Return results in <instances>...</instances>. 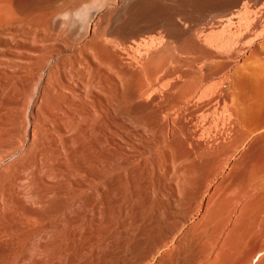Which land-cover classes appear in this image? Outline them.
Listing matches in <instances>:
<instances>
[{
    "label": "bare ground",
    "instance_id": "obj_1",
    "mask_svg": "<svg viewBox=\"0 0 264 264\" xmlns=\"http://www.w3.org/2000/svg\"><path fill=\"white\" fill-rule=\"evenodd\" d=\"M85 3H86V0H0V88H1V90L7 84V83L4 84V79L7 80V78H10V79L14 78L15 83L18 84L19 80H20V79L18 80V78H21V76L23 75L24 72H25L24 73L25 75H24L23 79L25 78V76L27 74L26 70H27V72H29L28 75L32 74V73H30L31 70L28 71V69L25 68V67H29L31 69V64L29 66V62L32 63V65L35 63L38 64L39 70H40L39 72L40 73L42 72L41 76L39 75V77H40L39 80L37 81L35 79L36 81L34 83L36 84V87L34 85L33 86L35 87V89L32 87L34 92L32 91L33 94L30 96L29 102L24 103V105L26 106V107H24L26 109V111L24 109L23 110L27 113V119H28L27 121H29V125L26 128V131H24L25 132L24 133L25 138H23V135H21V141L17 144H13L12 147L10 146L11 149L8 152H5L6 155H5V153L3 155H1V152H3V151L2 150L0 151V180H2V178H4V177H7V175H9V173H12L11 171L13 170V168L15 166H16V168L18 167V168H22L24 170V167H23L24 163L23 162L26 161L25 163H27V161H28L27 165L31 164L30 165L31 171L29 173H26V171H28L29 169L25 165L26 166L25 167V170H26L25 174H28V176H25V177L22 176L21 177V175L17 174L20 178L19 177L16 178V181L11 180L12 182L19 181L20 187L23 188V186H24L25 189H27V187H29V189L26 190V192L28 191L29 194H30L29 190H30L31 186L26 187L25 186L26 183L28 182L27 185H31L32 182L33 183L37 182V184H38L39 179L37 180V177H35V176L39 175V177H40V173H43V175H44L43 177L41 175L40 179H42V178L44 179L45 175L51 174V176H49V178H51V181L54 182V180L52 179L53 173L52 172L49 173L50 170L52 171L53 168H48V166L50 164L47 166V164H48L47 160L52 159L53 161H55V160H57V158L60 159L62 156H63L62 159L64 158V156L68 159L70 157V155L73 154L72 153L73 149L77 146L80 147V149L82 150V152L84 154L83 150H87L86 148L89 147V142L90 143L92 142V140H91L92 138L90 139V137H92L91 133L95 132L96 133L95 139L97 141L96 144H98L97 148H96V153L94 152L95 148H92L94 150H92L91 148H88L89 150L91 149L92 152H94V153L91 152L93 155H88L87 153H85V154L88 155L87 158L89 156H92V160L94 159L93 162H95V167L97 165V168H98L97 169L98 175L96 172H94V174L96 173L94 177H96V175H97L100 178L99 180L101 182L102 181L101 180L102 175L104 174V172L102 173V170L105 171L107 169V168H105L106 165L109 168V166H111L110 163L111 162L113 163V159H112V161H110L109 166H108V164H104L102 162L103 158H104L103 156L105 155L104 154L105 148L110 145V147L112 146V148H108V149H112L114 152L113 154H117L118 153L117 151H119V148L121 145L120 140H119L121 132L119 134V131H120L119 129H120V127H122L123 124L122 125L119 124V121H120V116H122L121 115L122 111L127 110L128 112H124L125 114L129 113L131 115L135 112V115H138V114H136V110L137 111L142 110V109H143V111L149 110V109L152 110L156 106L158 108H161L159 106L162 105L163 103L165 104V106H166V104H168V105H170V109H171V107L173 108V109H171L173 112L166 113L167 111H169L168 107H166L167 111L163 112L164 108H162L163 115H165V116H162L161 115L162 114L161 109L158 110L156 108V110L153 113L154 117H152V115H153L152 112H150L152 115L149 112L148 113L150 116H148L147 114L146 115L148 116V118H150V117H152L151 119L154 118V122L155 121L157 122V120L159 121L160 118H161L160 121H162V119H163V121L167 127L169 124H171V121L173 122V120H175V119H176L175 121H177V122L174 121L173 123H178L179 121L181 122L183 120V118H187L184 120L185 121L187 120L186 122L189 123V124L187 123L188 125H185L186 129L185 128L183 129L184 123H183V125L181 124L182 129L184 131H188L189 133L184 132L182 129L179 130L180 132H178L176 128H178L180 126L179 124H177V125H179L178 127H172L175 129H172L171 136H170L171 140L169 141L170 144L173 145V146H171L172 148H170L171 153L173 152L171 154V155H173L172 156V158H173L172 161L174 162L173 167L175 166L174 164L178 161L179 162L181 161V164L183 162V165H184V167H182L181 165H179L180 163H176V164H178V165H176V167L180 166V168L178 170V171H180L179 173H182V175H184V177L182 178L181 177L182 175L179 173H178V175H181V176L178 179L174 176L175 179H177V181L180 180L178 185H177L178 182L176 181L177 182L176 186H177V190H178L177 193H178L179 198L177 199L176 197L175 198L172 197V199L175 200L174 204L176 203V200H179L183 205H185L184 207H186V209L179 207V208H181V212H180L181 214L179 216L180 217L183 216V214H182L183 210H184V212L186 211V213H184V214H186V216H183L182 220L178 219L179 222L175 223V224H174L175 221L173 222L170 220L171 218L168 219L171 222H173L174 225L171 226L172 224L169 223L170 229L167 230V232L165 234H163L165 231L164 230L162 231V229H164L163 227H165V226H162V229H159L160 233L163 232L162 234H160L159 236H154L153 238L151 237L152 236L151 235L150 237L152 239L149 238L150 239L149 241H145L146 244L148 243L147 247L145 246L146 244L144 242L145 247L142 248L144 250H138V244L136 243L137 240H135L136 238L133 237L135 240V244L133 242V244L129 247L128 251L131 253V255L134 254V256H135V254H136V261L134 263L137 262V264H264V241L263 242L259 241L261 239V237L264 238V235H263L264 234V81H263L264 80V0H120L119 5L114 7L112 9V11H104V12L95 16L93 23L91 25H89V27L85 30V34L83 37H81L78 34V32L73 29V27L71 25L66 24L64 30H60L58 24L53 25V19H54L55 15L57 14L58 11L74 10V9L79 8L82 4H85ZM58 4L60 5V7H57ZM239 6H240V9L238 8ZM228 7L229 8L230 7H237L238 9L237 8L236 9H233V8L229 9ZM241 7H243V8H241ZM252 7L254 9H251ZM23 62H25V63L28 62L27 63L28 66L26 65L24 67L26 70L23 69V66H24ZM33 62H35V63H33ZM33 68H32V70H33ZM34 69L37 70L36 66ZM23 70H25V71L23 72ZM36 70L34 71V73L36 72ZM35 75H36V73H35ZM37 75H38V73H37ZM15 78H17V79H15ZM16 80H18V81L16 82ZM29 80L30 79H28L27 81H29ZM31 80H33V79H31ZM14 81L13 82L10 81V83H13L15 85ZM24 81H25V79H24ZM27 81H26V83H27ZM20 82H21V80H20ZM22 82H23V80H22ZM28 83H31V82H28ZM25 84H24V89H25ZM20 85H21V83H20ZM30 85H29V87H30ZM9 86H10V90H11L13 88V86H11V85H9ZM22 86H23V84H22ZM26 86H27V84H26ZM17 87L18 86L16 85V88ZM19 87L17 88L19 93L17 92V89H16V92L20 96L21 95L20 89L22 92L24 91V89L22 90V88L21 87L19 88ZM8 88L6 87L5 91H7ZM9 91H7L8 97L10 94V93L8 94ZM1 92H3V91H1ZM13 92H15V91L13 90ZM16 92L13 94V96H15V97H16ZM4 96H6V95H4ZM11 96H12V94H11ZM19 96H18V98H19ZM6 97H5V99H6ZM21 97L22 98H20L19 100H23L24 96H21ZM0 98H1V96H0ZM12 98H14V97H12ZM1 100L3 101V99H1ZM22 103H23V101H22ZM5 107H6V104H5L4 108ZM18 108L19 107L15 108V109H18ZM11 110H12V108H11ZM8 111L9 110H7V113H6L7 115H8ZM26 113H24V114L26 115ZM137 113H139V115H140V112H137ZM141 113H142V111H141ZM24 114H22V115H24ZM2 115H3V113H2ZM9 115H11V114L9 113ZM25 115H24V117H26ZM143 115H144V113H143ZM128 117H131V116L128 115ZM136 117L137 116H135V118ZM138 118L140 119L143 117L141 116ZM180 118H181V120H179ZM24 119L25 118H23V120ZM133 119L130 118L132 123L134 121ZM139 119H138V121H136V124L139 122ZM126 120L127 119H125L124 121H126ZM144 120H145V118L143 119V121ZM150 120H148L147 122L145 121V125H147V123ZM16 121H17V119H16ZM127 122L131 123L130 121H127ZM140 122H142V121H140ZM3 123H4V121H3ZM157 123H156V126L159 125L161 122H159L158 124ZM173 123H172V125H174ZM6 124L7 123H5V125ZM133 124H135V122ZM133 124H131V126H133ZM148 124L151 126L154 123L150 124V122H149ZM190 124H192L194 126V128L192 130L189 129L190 130L189 131L188 130L189 126L191 128ZM139 125H140V123H139ZM163 125L164 124H162V128L157 126L158 130H159V128L161 130L163 128L165 129V125H164V127H163ZM6 126H8V125H6ZM140 126H142V125H140ZM123 127H125V126H123ZM24 128H25V126H24ZM133 128H135V127H133ZM137 128H138V126L135 129L139 132V129H137ZM156 128L154 126V130H153V127H152L151 131H154V132L158 131ZM7 129H8V133L6 132L7 133L6 135L3 132L5 135V138L12 131V129H11V131L9 132V128H7ZM7 129L5 131H7ZM127 129H129V128H127ZM147 129L146 130L149 133V130L151 128L149 129V127H147ZM155 129H156V131H155ZM19 130L22 131L23 127L21 126V129H19ZM125 130H126V128L124 129V131ZM131 130L132 129H129V131H131ZM174 130L177 132H175ZM163 131L166 132L165 130H162L161 132H163ZM154 132H153L154 135L152 133H149V134L146 133V134L148 136L151 134L153 136V139H155L154 137L157 134L155 135ZM161 132L159 134H162ZM183 132L185 134V135L183 134V136H185V137H182V136L180 137V134L177 135L178 133L182 134ZM22 133H23V131H22ZM127 133L129 134L130 132H127ZM130 134H132V133H130ZM133 134H135V133L133 132ZM136 134H135V139L137 140ZM142 134L144 135V132ZM164 134L167 135V133H164ZM11 135L10 136L13 138L12 140H15L14 139L15 134L12 133ZM125 135L127 136V134H125ZM166 135H165V137H166ZM15 136H16L15 138L17 141V138H18L17 136H20V135H15ZM123 137H124V135L121 137V140L123 139ZM126 138H124V139H125V144L127 145L128 141L126 142ZM149 138H150V136H149ZM149 138H148V140H147V138H145V140H147V142H149ZM166 138H163V139H165V140H163L164 142L166 141ZM138 139H140V138H138ZM12 140L10 139V141H12ZM18 140H19V138H18ZM127 140H129V139H127ZM157 140H160V136H159V138H157ZM122 141L124 142V140H122ZM131 141H134V138H133V140L131 139ZM140 141H141V139H140ZM155 142H156V140H155ZM155 142H153V143L155 145H157ZM134 143H132L133 146L135 145ZM151 143L152 142H150V144ZM9 144H7V147L9 146ZM166 145H167V143H166ZM4 146H6V144ZM144 146H146V145H144ZM148 146L149 145H147V147ZM158 146H159V144H158ZM160 146H161V144H160ZM93 147H94V144H93ZM95 147H96V145H95ZM129 147H130V145H129ZM138 147H135V149ZM159 147H157L159 149V152H162L161 150H163V148L160 149ZM0 148L3 149L4 147H0ZM131 148L132 147H130V149ZM155 148H156V146H155ZM173 148L175 149V151L171 150ZM108 149L106 148L107 152H109ZM144 149H145V147H144ZM7 150H8V148H7ZM79 150H77L78 155L80 154ZM89 150H87V152ZM74 151H75V149H74ZM127 151L128 150H126V152ZM131 151H129V152H131ZM144 151H142V155L145 154V156H148L147 155L148 153H145L146 151L145 152ZM151 151H152V149L150 150V152ZM155 151H157V150H155ZM107 152H106V155H107ZM132 152H134V150ZM135 152H137V150ZM159 152H157L158 155H159ZM121 153H122V151H121ZM138 153H139V151H138ZM165 153L163 155L164 157L166 156ZM85 154H84V157L86 156ZM111 154H112V152H111ZM124 154H125V152H124ZM140 154H141V152H140ZM152 154H154V152ZM152 154H150V155H152ZM28 155H29V157H28ZM109 155H107L108 159H109ZM120 155H118L119 156V158L117 157L118 159H115L116 161L124 158V157L120 158ZM127 155H129V157H131L133 155V153L131 156L129 153ZM154 155H156V154H154ZM161 156H162V154H161ZM168 156H170V155H168ZM71 157H72V155H71ZM75 157L78 159L77 156H75ZM75 157H73V158H75ZM81 157H83V155H81ZM138 157H140V155ZM155 157L156 156H154V158ZM164 157H159V158L162 161V158H164ZM26 158L28 160H25ZM38 158H40V161H42L41 165L38 163L39 162ZM73 158H71V159H73ZM125 158L128 160L127 156ZM8 159H12V162H7ZM110 159H111V157H110ZM146 159H148V158L146 157ZM164 159H166V158H164ZM169 159H168V161H166V163H169ZM52 160H50V161L53 162ZM139 160H141V159L139 158L137 160V158H136V160L133 161L134 164L136 161L138 162ZM58 161L61 162L60 160H57V162ZM69 161H70V158H69ZM69 161L67 160V162H69ZM74 161H75L74 159L71 161L72 163L70 166H72ZM79 161H81V160H79ZM85 161H86V159H85ZM91 161H90V163H92ZM116 161H114V163ZM154 161H155V159H154ZM82 162L84 164L83 159H82ZM86 162H85V165L88 164V163L86 164ZM88 162H89V160H88ZM121 162H122V160H121ZM128 162H130V161L128 160L127 163ZM148 162L151 163L152 161L151 162L148 161ZM156 162L159 165L158 161H156ZM53 163L50 166H53V167H54V165L57 166L56 162H55L56 164L55 163L53 164ZM64 163L59 164V167H60V165L62 166V164L64 165ZM66 163H65V165L69 164V163H67V164ZM77 163L79 166L78 161H77ZM143 163H144V161H143ZM153 163L150 164L152 166H151V168L149 167V169L153 168V166H154ZM162 163H164V162L162 161L161 164ZM103 164H104L103 167L105 169L101 168ZM136 164H138V163H136ZM145 164L143 166V167H145L144 169H146V167H147ZM112 165H114V164H112ZM120 165H122V164H120ZM127 165L129 166V169H127V170H130V168H131L130 164H127ZM131 165H133V164H131ZM163 165H161V167ZM67 166L70 168L69 165H67ZM75 166H77V165H75ZM75 166H74V168H75ZM90 166H91V164H90ZM118 166H119V164H118ZM128 166H126V167L128 168ZM138 166H141L140 162H139V165H137V166L135 165V168L136 167L138 168ZM81 167H82V165H81ZM88 167H89V164H88ZM126 167L123 170H125L127 172ZM18 168H17V170H18ZM60 168L57 167V169H58L57 172H59V170H61ZM69 168L67 169L68 171H69ZM74 168H73V170H74ZM115 168L114 169L117 170V166H115ZM118 168H120V166ZM166 168L163 170L165 171ZM55 169H56V167H54V174L56 172ZM81 169H83V168H81ZM149 169H147V170H149ZM175 169H177V168L174 167L173 170H175ZM17 170H16V172H17ZM23 170H22V173H24ZM67 170H66V172H67ZM73 170H70V172ZM112 170H113V168H112ZM115 170H113V171H115ZM132 170L133 169H131V171ZM157 170H158V167H157ZM74 171L76 172V170H74ZM74 171H73V173H71L72 175H74V174L77 175V173L80 170L78 169V172H76V173H74ZM118 171H120V170L118 169ZM131 171H130V173H131ZM155 171L156 170H154L153 172L156 173ZM158 171H160V170H158ZM13 172H15V170ZM19 172H20V170H19ZM57 172H56V174H57ZM63 172H64V176H69V175H67V173L65 174V171H62V173H59V174H62V179H63L62 181L66 182L65 177H63ZM105 172L107 173L108 171H105ZM109 172H111V171H109ZM133 172H134V170H133ZM135 172H137V171H135ZM140 172H141V170H140ZM144 172H145V170H144ZM149 172H150V170H149ZM149 172L147 171V173H149ZM153 172H150L153 175V178H152L153 181H150V182H153L152 183L153 187L156 186V188H157V185L154 186V184H156V182L154 181V175H156L157 173H161V172H157L156 174H153ZM176 172H177V170H175V172L173 171L174 174ZM83 173L86 174L87 172L86 173L83 172ZM165 173H166V171H165ZM165 173L163 172V174H165ZM15 174H12V175L15 176ZM56 174L54 176L57 178ZM84 174H79V175H84ZM115 174H116V171H115ZM115 174L110 173L111 176L115 175ZM118 174H120V173H118ZM121 174L122 175H119V176H123V172H121ZM132 174H135V173H132ZM149 174L148 175L146 174V175L150 176ZM174 174H172L171 176H173ZM110 175H108V177ZM126 175H128V173ZM152 175L149 178H151ZM176 175H177V173H176ZM178 175H177V177H178ZM10 176H11V174L8 177H10ZM111 176H110V178H111ZM158 176H159V174H158ZM23 177L25 179H23ZM59 177H61V176H59ZM59 177H58V182H61V181H59V180H61V179H59ZM72 177L74 178L73 180L76 182V179H75L76 177H74V176H72ZM81 177L84 178L85 176H81ZM81 177L78 176L77 178H81ZM91 177H90L91 179H98V177L97 178H93V176H91ZM106 177L103 176V178H105V180H106ZM12 178L13 177H11V179ZM47 178H48V176H47ZM47 178H46V180H47ZM115 178H117V175H116V177L115 176L112 177L113 180ZM121 178L123 179L124 177H120V180H121ZM125 178H127V177L125 176ZM128 178H129V176H128ZM136 178H137V176H136ZM143 178H144V176H143ZM149 178L148 179L145 178L146 182H147V180H149ZM158 178H157V182H158ZM165 178L167 179L166 176H165ZM165 178H164V180H165ZM6 179H3V180H6ZM43 179H42V182H43ZM67 179L68 178H66V180ZM89 179L87 180V183H89ZM112 179L109 181V184H110V182H113ZM133 179H135V178L133 177L131 180H133ZM23 180H24V183L26 182L25 184L23 183ZM46 180L44 179V181H46ZM82 180L85 181L86 179H82ZM107 180H106V182H107ZM131 180H129L130 181L129 183H131ZM167 180H169V179H167ZM170 180L172 181L173 179L171 178ZM55 181L57 183V179ZM68 181H69V179H68ZM70 181L72 184V182H73L72 178ZM94 181H96V180H94ZM104 181H102L100 184L104 185L105 184ZM123 181L124 182H122V183L124 185L125 180L123 179ZM133 181H134L133 184H135V182L141 183V182H138L137 179L133 180ZM171 181H168L169 182L168 184H170ZM143 182H145V180ZM159 182H161V181H159ZM159 182H158V184H159ZM163 182H165V184H166V181H163ZM4 183H5V181H4ZM45 183H49V182L47 181ZM56 183H54V184H56ZM69 183L70 182H68L67 184H69ZM76 183H78V179H77ZM87 183H85V184L88 185ZM97 183H99V182L97 181ZM97 183H95V184H97ZM118 183L119 182H117V184ZM12 184H14V183H12ZM79 184L80 183H78V185ZM91 184H92V182H91ZM106 184H108V183H106ZM148 184H149V181H148ZM165 184H164V186H167ZM5 185H8V183L7 184L5 183ZM75 185H77V184H75ZM103 185L101 188H103ZM108 185H107V189H109ZM125 185H127V184H125ZM129 185H131V184H129ZM140 185L142 186V184H140ZM140 185L138 184V186H140ZM16 186H17V184H16ZM56 186H57L56 188L59 187V185H56ZM60 186H61V183H60ZM66 186H68V185H66ZM66 186L64 188L60 187V189L64 190L65 188H67ZM71 186L67 189L72 188V190H73V186L72 187ZM79 186H77V188L75 187V189H78ZM88 186H90V185H88ZM105 186L106 185H104V189H106ZM120 186H121V188L123 187L122 184ZM133 186H135V185H133ZM3 187H1V188H3ZM12 187H14V185ZM43 187L41 185V190ZM49 187L50 186L48 185L47 186L48 191L49 192L53 191V190H50L51 188L49 189ZM82 187L83 186H81L80 189H81V191L82 190L84 191V189ZM86 187L84 186V188H86ZM90 187H88V189L92 190V187L91 188ZM99 187H100V185H99ZM99 187L96 188V186L94 185L93 189L96 188L94 190H97V189H99ZM127 187L128 186H125V188H127ZM172 187H173V185H172ZM1 188H0V190H1ZM34 188H35V190H37L36 189V188H38L37 185H35ZM54 188H55V186H54ZM56 188L54 190H56ZM118 188L116 189V186H115V189H113V190L118 191L119 190ZM121 188H120V190H121ZM128 188L126 190H128ZM142 188H144V189L146 188L148 190V188H150V187L148 186V188H147L146 185H144V187H141V190H142ZM156 188H154L155 191L153 192L154 197L152 196L153 199H155V200H156V198L158 199V197H157L158 196V190ZM160 188L161 187H159V190H161ZM8 189H9V187H8ZM32 189H33V186L31 187V191H32L31 193H33V190H34V189L33 190ZM60 189L58 191H61ZM88 189L86 191H88ZM123 189H124V187H123ZM132 189H135V188L132 187ZM136 189L140 190L137 187H136ZM136 189L134 190V192L136 191L135 195H137L138 192L139 193L141 192V191H138ZM172 189L174 190V187ZM13 190H12V192H13V194H12L11 191L5 192L2 189L1 192L4 191V194L2 193L3 204H5L6 201H9L12 198V195L16 194V190H18V189H16V190L13 189ZM24 190L19 188L20 192L21 191L24 192ZM35 190H34V192H35ZM43 190H44V188H43ZM72 190H71V192H72ZM110 190H111V192H113L112 189H110ZM151 190H150V192H151ZM170 190H171V185H170ZM38 191L40 192V188H38ZM74 191H73V193L75 194L76 192H74ZM106 191H103V192L106 193ZM122 191L123 190H121V192ZM130 191H132V190H130ZM20 192H19V194H20ZM39 192L36 194L43 197L44 191L40 194H39ZM61 192H63V191H61ZM68 192L66 191V193L69 195ZM97 192L99 195V190H97ZM103 192H101L100 195H103ZM111 192L109 191L108 193L111 194ZM121 192H119V193H121ZM124 192H125V189H124ZM134 192L133 193L131 192V193L134 194ZM165 192L171 193V192H168V189L166 190V188H165ZM63 193L65 194V190ZM81 193L79 194L80 197L84 195L83 193L81 195ZM90 193L92 195L95 194V192L93 193V191H92V192H89V194H88L89 196H90ZM108 193H106L107 196H108ZM128 193H129V191H128ZM142 193H141V195L144 194V193L143 194ZM148 193H146L147 196H145V199L148 197V195H149ZM161 193H163L162 195L164 196L165 193L164 192H161ZM29 194H27V195L24 194V195H26L25 198L28 199L27 196ZM61 194H60V197L62 198L63 196H61ZM67 194L65 195L66 198H67ZM85 194H87V192ZM110 194H109L108 198H109V202L111 205V203H113V202H111V200H110V197H111ZM125 194H126V196L130 195V193L129 194L125 193ZM146 194H144V195H146ZM2 195L0 194V196H2ZM38 195H36L37 198H38ZM55 195L58 196L57 193H55ZM71 195H72V193H71ZM88 195L87 196L85 195V197H86V199L89 200L91 197H88ZM119 195L120 194H116V196H115L113 194L112 196L114 198L112 200L115 199L114 201H116L117 196L119 197ZM121 195H124V193H122ZM141 195H140V197H141ZM150 195H152V193ZM150 195H149V197H150ZM159 195H160V193H159ZM166 195H168V194H165V196ZM171 195H172V193L169 194L168 197L170 196L169 198H171ZM31 196H34V195H31ZM31 196H30V198H32ZM53 196L54 195H52V197L50 196L51 201H52V198H54ZM99 196H97L96 199H98ZM124 196L120 197L121 202L123 199L126 198V197L122 198ZM133 196H132V198H131V196H130V198L129 197L128 198L134 200ZM137 196H139V195H137ZM143 196H142V199H144ZM73 197H74V195H73ZM92 197H96V195L92 196ZM103 197H105V196L103 195ZM149 197H148V199H149ZM21 198H23V196ZM56 198H58V197H56ZM56 198H54V199H56ZM77 198L78 197H76L74 199H77ZM169 198L167 200L165 198V200L168 201ZM27 199H26V203H27V201L29 202V200H30V199L29 200H27ZM49 199L50 198L48 196V199H47L48 202L50 201ZM58 199H57V201L60 200V199L59 200ZM67 199L69 200V198H67ZM79 199H81V198H79ZM82 199L84 200L85 198H82ZM100 199L105 200L102 198V196L98 200H100ZM150 199H151V197H150ZM13 200H14V198H13ZM37 200L39 202V198ZM37 200H35V202L33 204L36 207H38L36 205ZM40 200H42V198H40ZM44 200L45 199L43 198V201ZM47 200H45L46 202L44 201V204L45 203L48 204ZM62 200L66 201L65 197H64V199L62 198ZM72 200L70 199L71 202H73ZM83 200H82V202L85 203V200L84 201ZM138 200H139V198L136 201H138ZM158 200H157V202H158ZM165 200H164V203H162V205L165 204ZM119 201L120 200L118 199L117 202H119ZM125 201H123V202L125 203ZM136 201H135V203H138L140 200L138 202H136ZM144 201H145V205H146L147 202H146V200H144ZM60 202H61V200L59 201V203ZM75 202H78V201L76 200ZM80 202H81V200H80ZM80 202H78V204ZM82 202H81V204H82ZM92 202L93 203L96 202L95 198H94V200H92ZM92 202H91L90 206H92ZM100 202H102V201H99V203ZM103 202H105V201H103ZM129 202H131V201H129ZM129 202L127 201L126 203H129ZM149 202H150V200H149ZM180 202H178V203L180 204ZM21 203L23 204V202H21ZM105 203H107V202H105ZM135 203H133V204H135ZM140 203L142 204V202H140ZM152 203H155L154 200L152 201ZM169 203H171V202L168 201L167 206ZM178 203L176 205L179 206ZM6 204L8 205L9 203L7 202ZM41 204L42 203L39 202L40 207H41ZM44 204L42 206V209L45 208ZM56 204L57 203H55V205ZM67 204H68V202H67ZM89 204H90V202H89ZM96 204H98V202H96L95 205ZM118 204H117V206L119 207L120 204L119 205ZM141 204H140V206L138 205V207L141 208V206H143V204L142 205ZM174 204H173V206H174ZM9 205H11V204H9ZM86 205L88 207V202L86 203ZM121 205H122V203H121ZM121 205H120L119 209L120 208L122 209L123 205H122V207H121ZM127 205H126V207H127ZM129 205H130V203H129ZM64 206L65 205H63V207ZM73 206H74V204H73ZM77 206H80V204ZM97 206H99V205H97ZM101 206H103V209H104V207H105L104 203L103 204L101 203ZM148 206H150V208H152V209H154L156 207L155 205L153 207H151L152 205H150V204ZM163 206H166V205H163ZM171 206H169V208H171ZM180 206H181V204H180ZM36 207L33 206L34 209ZM40 207H39V209H40ZM72 207H71V211L73 210V212H74L73 215H75V214H77V213H75V211L78 208H81L83 206L78 207V208L74 207L75 211H74V208L72 209ZM106 207H105V211L103 210L104 211L103 213L107 212ZM111 207L117 208L116 206H111ZM126 207H123V209L129 213L130 210L127 211L128 207L127 208ZM134 207H135V205H134ZM22 208H24V206ZM58 208H59V206H58ZM58 208H56V209L58 210ZM60 208H62V207H60ZM64 208H63V210H64L63 211L64 212L63 217H65V213L68 211V210L65 211L68 208H66V209H64ZM83 208H86V206ZM83 208L81 210L82 211L84 210L83 212H85V209H83ZM150 208H149V210H152ZM159 208H162V207H159ZM163 208H164V210H167V211L169 210L165 207H163ZM176 208H178V207H176ZM2 209H1V211H2ZM5 209H6V207L4 208L3 212L7 213L8 209H7V211H5ZM34 209H32V210H34ZM42 209H41V211H43ZM107 209H108V212H110V214L112 216V217H110L111 218L110 220L112 221V218H113L112 213L114 212V209L111 208L113 212L109 211V207H107ZM117 209H116V211H117ZM135 209L138 211V213H139V211H141V209H139V208L137 209L135 207ZM87 210H89V208ZM100 210H102V207ZM143 210H145V209H143ZM155 210H158V208L157 209L155 208ZM159 210H161V209H159ZM171 210H172V208H171ZM60 211L62 212V210H60ZM60 211H58V212H60ZM82 211H80L79 214H81ZM91 211H89V213ZM133 211H134V208H133ZM146 211H148V209H146ZM146 211H144V212H146ZM152 211H154V210H152ZM174 211H176V210H174ZM23 212H25L24 214L27 215V213H26L27 210L23 211ZM100 212L101 211H99V213ZM117 212H119V210ZM121 212H123V211H120L119 215H121L123 218L124 214L123 215L120 214ZM142 212L140 214H138V216L140 215L141 220H142L141 215L143 214ZM162 212H164V211H162ZM176 212H179V209ZM67 213H69V211ZM67 213H66V215H67ZM94 213H96V212L94 211L93 214ZM103 213L101 212L102 215H105ZM132 213L134 214V212H132ZM155 213H156V215H158L157 211L156 212L154 211V214ZM168 213H169V211H168ZM174 213L175 212H173L172 215ZM24 214H22V216H24L25 218L22 217V219L25 220L26 217L29 216V214L27 216H25ZM58 214L60 216L62 215V213H58ZM58 214H56L57 216L51 215L54 217L51 220L53 221V219L55 220L56 217L57 218L60 217V216H58ZM110 214L108 216H110ZM117 214H116V218H117ZM129 214L126 213V215H129ZM133 214H132V216H134ZM146 214L151 215L152 213L150 214L148 211V213L146 212ZM165 214H166V212H165ZM169 214H166L164 216V213H163V216L166 217ZM0 215H2V214H0ZM68 215H70V214H68ZM73 215H72V217H73ZM92 215H91L92 218L90 217L91 221H92L90 224L93 223V220H94L93 216L95 218V215H93V216ZM102 215H101V217H102ZM144 215L145 214H143V216ZM3 216H4V218H2ZM3 216L0 217V220L4 219L5 222H9V221H6L7 220L6 217H8V216L6 215V217H5V214ZM76 216H75V218H76ZM80 216H78V217H80ZM86 216H87V214H86ZM106 216L107 215H105V217ZM121 216H119V217L121 218ZM174 216H177V215L174 214ZM174 216H172V217H174ZM34 217H35V215H34ZM34 217L32 215V221L36 220L35 222H37V219H36L37 217L35 219H34ZM101 217L99 216L100 219L98 218V220H101ZM148 217L149 216H147V218L145 219L144 222H146ZM150 217H149V219H150ZM164 217H162V218H164ZM57 218H56V220H57ZM83 218H85V215H83ZM125 218H127V217H125ZM129 218H131V214H130ZM129 218H127V219L130 220ZM162 218H160V219L162 220ZM22 219H20V220H22ZM30 219H31V217H30ZM62 219H67V217L61 218L60 224H62L64 221V220L62 221ZM82 219H81V221H82ZM103 219H104V216H103ZM160 219H158V221ZM56 220H55V222H56ZM76 220L78 222L79 218H77ZM86 220L83 219V221H86ZM113 220H114V218H113ZM161 220H160V223H161ZM164 220H166V219L164 218ZM12 221L13 220H11V222ZM32 221H29L30 224L32 223ZM39 221H38V223H40ZM46 221H48V220H46ZM104 221H105V219H104ZM115 221H116L115 223L118 222L117 220H115ZM130 221H132V223H134L133 219ZM140 221H139V225L141 223ZM154 221L159 223L157 220H153L152 224H151L152 226H153ZM5 222H3V220H2V223H5ZM35 222H34V224L32 223V226L35 225ZM42 222H44V221H42ZM48 222H46V223H48ZM55 222L52 224L53 225L58 224V227H59L60 224L55 223ZM73 222L77 223V222H75V220ZM100 222H102V221H100ZM103 222H102V224H103ZM106 222L104 224V227H106L105 226L106 224L110 225V223H108V222L106 223ZM165 222L166 221H164L163 224H165ZM19 223H21V222H19ZM22 223H25V221L23 222V220H22ZM44 223H43V225H44ZM69 223H71V221ZM72 223L70 224V226L72 225ZM115 223L113 224V227H114ZM125 223H127L126 219H125ZM128 223H129V221H128ZM5 224H4V226H5ZM30 224L27 227H30ZM90 224L89 223L87 224V228ZM93 224H92V226L94 227L95 224L94 225ZM120 224L118 225V227L120 226ZM134 224L137 227V224L136 223H134ZM134 224H132V228H133ZM21 225L22 224H20V226ZM36 225H38V224L36 223ZM53 225H51L50 227H52ZM65 225H68L67 222H66V224L64 223L63 227H66ZM75 225L78 226V229L81 227V229L84 231L82 226L85 227V224L83 225L82 223H80V227H79V222H78V224H75ZM98 225L99 224H97V230H99ZM108 225H107V228H108L107 230L109 231V228H110V226H112V223L109 227H108ZM116 225H115V227H116ZM123 225H124V223H123ZM129 225L130 224H128V227H130ZM139 225H138V227H140ZM155 225L157 227L158 224H155ZM4 226H3V228H4ZM76 226H74V227L71 226L72 228H74V229H72V232H73V230H75ZM144 226H146V224ZM144 226L142 227V225H141L142 228H144ZM154 226L152 227L153 229H154ZM23 227H25V225ZM27 227H25V228H27ZM41 227H43V226H41ZM63 227H60L59 231ZM100 227H101V225H99V228ZM124 227H125V225H124ZM136 227H135V229H136ZM147 227L148 226H146V228ZM149 227H148V229H149ZM171 227H172V229H171ZM33 228H34V226H33ZM37 228H38V226H35V229L30 228V230L27 229L26 232L27 231L31 232V230H36ZM66 228L68 229L69 227H66ZM87 228H85V229H87ZM142 228H140V229H142ZM2 229L0 232H2ZM41 229L42 228H40V230ZM64 229L65 228H63L62 231H64ZM67 229H65V230L67 231ZM89 229H94V228H89ZM116 229H119V228L116 227ZM126 229H127V227H126ZM126 229H123V231L124 230L126 231ZM44 230L47 232L48 227H46ZM53 230H54V232H53ZM53 230H52L53 233L51 232V229L49 230L51 232V233H49V234H51L50 237H51V239H53V241L57 240V242L59 243V241H60L59 239L62 235L61 231L57 232L58 228H57V230H55V229H53ZM69 230L70 229H68V231H67L68 234L63 232V235L65 234L64 236H66V237L69 235L71 237L70 240H74V238L69 234V233H71V230L70 231ZM128 230H130V228H128ZM18 231H19V229H18ZM75 231H77V230H75ZM79 231L80 230H78V232ZM83 231H81V232H83ZM125 231H124V233H125ZM149 231H153V230L149 229ZM10 232H11V230H10ZM20 232H19L20 235H24V234L28 233V232L26 233L25 231L23 233V231H22L21 232L22 234H21ZM44 232H43V234H44ZM46 232H45L46 236L44 235L46 237V239H45L46 241L43 239L44 238L43 235L41 237L46 242L45 245H47L48 242H49L48 246L52 245L53 243H56L53 241H52L53 242L52 243V242L47 240V235H48L47 233L48 232L47 233ZM55 232L57 233L56 235L61 234L60 236H58L59 238L58 237L52 238V236ZM86 232H87V230H85V233ZM97 232H100V231H97ZM109 232H110L109 236H111V233H112L111 230ZM116 232H117V230L115 231V233ZM129 232H126L127 235H125L126 233L125 234L122 233V234L127 236L128 238L127 237L126 238L129 239V235H128ZM131 232L134 233L133 231H131ZM138 232H140V230ZM141 232H142V230H141ZM58 233H60V234H58ZM88 233H90V231ZM121 233H119V236L121 235ZM143 233L148 234V232H143ZM153 233H155V235L157 234V232H153ZM1 234H3V233H1ZM75 234H77V232H75ZM83 234H84V232H83ZM83 234H81V235H83ZM117 234H115V235H117ZM3 235L5 236L6 234H3ZM33 235L31 236V238L33 237ZM37 235H40V234H37ZM37 235H36V237H37ZM73 235H74V233H73ZM7 236L10 237V238L9 237L8 238L11 241L12 235L9 233ZM26 236H30V235H25V239H27ZM86 236L87 235H85V237ZM90 236H89L90 238L86 237V238H88L87 241L89 239H92L94 235L92 234ZM122 236L123 235H121L120 238L117 237L119 239V240L117 239L118 243L120 241L127 240L125 237H123V240H122ZM132 236H134V235H132ZM140 236H141V234H140ZM36 237H35V239H36ZM50 237H49V240H50ZM66 237H64L65 239L64 238H62V239L67 240ZM70 237H68V239ZM74 237L77 238L76 236H74ZM112 237L114 239L116 238V237H114V235ZM78 238L80 239V244L77 245L75 243L76 240H74L75 242L74 241H72V242H74L78 246V248H80L79 246H81L83 236H81V238L78 236ZM107 238H108L106 240L107 245L108 244L110 245V243L112 242V239L110 238L111 242L108 243L110 241V239H109V237H107ZM130 238H131V236H130ZM140 238H142V236ZM145 238H146V235H145ZM5 239H2L3 244H5V242H4ZM62 239H61V241H62ZM79 239H77V241ZM94 239H96V238L94 237L92 240H94ZM14 240L15 239H13V241H11V243L14 242ZM41 240H37V241H39V243H41ZM142 240H144V238ZM146 240H148V239H146ZM22 241H23V239H22ZM124 241L122 242L123 244H124ZM252 241H255V244L252 247H250L249 250H246L247 245L249 244V242L252 243ZM6 242H9V241L6 240ZM29 242H31V241H29ZM69 242L71 243V241H69ZM117 242H112L111 245L113 243H117ZM125 242L127 244V243H129V240L125 241ZM137 242H141V241L139 240ZM1 243L2 242H0V244ZM11 243H9V245H11ZM34 243H35V240H34ZM34 243L32 242V246H31L33 248L37 242L35 244ZM61 243H59V244H61ZM77 243H79V241ZM91 243H92V241H90V244ZM93 243H94V241H93ZM93 243H92V245H93ZM14 244H16V242ZM22 244H23L22 246H24L25 243H22ZM90 244H89V246H90ZM18 245L19 244H16V246H18ZM43 245H44V243H43ZM45 245H44V247H45ZM54 245H52V248H50V251H52L51 249H57L59 247V246H57V248L56 247L54 248L53 247ZM117 245L113 244L112 247H110V248H112L111 250L106 249L107 253H109V251H112L114 249L113 246H116L119 249L120 245L119 246H117ZM249 245H251V244H249ZM35 246L37 248V244ZM40 246L41 245L38 244V249L40 248ZM65 246H66V244L64 245V250H65ZM41 247H43V246H41ZM101 247L103 250L105 249V247L104 248H103V246H101ZM101 247L97 246V248L99 250H101L100 249ZM124 247H125V244H124ZM124 247L123 248L121 247L120 249H124ZM24 248H26V247H24ZM33 248L30 249V253L32 252V254L36 255V252L38 250L36 251V249H35V251L33 253V250H32ZM66 248H67V250H69L68 248H70V246H68ZM73 248H75V247H73ZM82 248L83 247H81V249ZM84 248H86V247H84ZM84 248H83V250H84ZM91 248H93V247L91 246ZM107 248H109V247H107ZM117 248H116V250H117ZM9 249L7 248V250H9ZM19 249H21V248H19ZM41 249H43V252L46 251L44 248H40V250H39L40 252H41ZM28 250H29V246H28ZM28 250H26V251H28ZM47 250H49V249H47ZM59 250H61V252H63L62 249L58 248V253L60 252ZM67 250H65V251H67ZM76 250H78V249H76ZM89 250H90V248H89ZM103 250H101V251H103ZM10 251H11V249H10ZM16 251H18V250L16 249ZM23 251H24V249H23ZM50 251H47V252H50ZM65 251H64V253H65ZM69 251H67V255H65V256H68ZM128 251L126 250L125 252L129 253ZM20 252L21 251L19 250L18 255H17V253L15 254V256L17 255V260H19V261L21 260L18 257L19 254L22 255V253H23V252H21V253ZM52 252H54L55 256L56 255L60 256L58 258L60 261V258L62 256L61 252L59 253L61 255L56 254V250H53ZM73 252H75V251H73ZM76 252L78 253V251H76ZM98 252H100V251H98ZM104 252H106V251H103L102 253H104ZM117 252L118 251L115 252L116 258H117ZM13 253H15V252H11V254H13ZM70 253L71 252H69V255L71 256L72 253L71 254ZM80 253L76 254L75 256H79ZM85 253L88 254L91 252H85ZM107 253L105 255H107ZM113 253H114V251H113ZM119 253L121 254V252H119ZM87 254H84V255H87ZM91 254L93 255V253H91ZM120 254H119V256H120ZM84 255H81V256H84ZM57 256H56V258H57ZM63 256H64V254H63ZM63 256H62V260H61L62 262L64 260L63 258L65 257V256L64 257ZM70 256H68V259ZM121 256L123 257L124 255H121ZM129 256L126 255L125 257L129 258ZM86 257L89 259L88 255ZM86 257H85V259H86ZM100 257L102 258V254L100 255ZM105 257L106 256H103V258H105ZM131 257H133V255L130 256V259H129L130 261H131ZM1 258H3L2 260L5 259L4 256ZM1 258H0V260H1ZM14 258L15 257L13 256V259ZM90 258H91V255H90ZM93 258L95 259L94 255L92 256V260H93ZM112 258H114V256ZM112 258H111V260H112ZM119 258H117V259H119ZM133 258L135 260V257H133ZM256 258L258 260L256 263H254V260ZM15 259L12 260L10 258V260H12V261H15ZM58 259H57V261H58ZM72 259H74V257ZM75 259H74V261H75L74 263L76 264ZM17 260H16V263H17ZM65 260L67 262L66 258H65ZM82 260L84 261L83 258H82ZM114 260L117 261L116 259H114ZM123 260H124V257H123ZM126 260H128V259H125V261ZM7 261H9V260H7ZM61 261L59 263H62ZM86 261L87 260H85L84 262H86ZM132 261H131V264H133ZM80 262L81 261H79L77 263L79 264ZM84 262H81V264L82 263L85 264ZM88 262H89V260H88ZM102 262H103V260H102ZM122 262L123 261H121V263ZM129 262H127L126 264H130ZM16 263H14V264H16ZM74 263H72V264H74ZM99 263L101 264L100 261H99ZM103 263H105V262H103ZM110 263H112V262H110ZM117 263L118 262H115V264H117ZM6 264H7V262H6ZM89 264H95V263H89Z\"/></svg>",
    "mask_w": 264,
    "mask_h": 264
},
{
    "label": "rangeland",
    "instance_id": "obj_2",
    "mask_svg": "<svg viewBox=\"0 0 264 264\" xmlns=\"http://www.w3.org/2000/svg\"><path fill=\"white\" fill-rule=\"evenodd\" d=\"M228 8H229V7H228ZM232 8H233V9H236L237 7H230L229 9H232ZM238 8L240 9V6H239ZM238 8H237V9H238ZM241 8H243V7H241ZM251 9H254V8L252 7ZM27 63H28V62H26V63L23 62V65H24V66H23V69L27 68L28 71H29V70L32 71V72L30 71V73H32V74L28 75L29 72H27V70L25 69V70H26V73H27L26 76H27V77L29 76L30 78H29V77L27 78V77L25 76V78H24L25 81H24L23 77H24V75H25V74H24V73H25V72H24L25 70H23L24 73H23V75L21 76L22 79L17 77L18 80H19V79L21 80V82H20V80H19V83L17 84V83H15L14 78H11V79H10V78H7V80L9 79V80H8L9 82H8L6 79H4V84H6V83H7V84H6L5 87L2 88V90H1V88H0V96H1V98H0V107H1V108H0V109H1V110H0V119H1V120H0V137H1V138H0V147H4V148H3L4 150H3L2 148H0V151H1V150L3 151V152H1V155H3L5 152H8V151L11 149V147H12L13 144H17V143H19V142L21 141V135H23V138H25V134H24L25 132H24V131H26V128H27L28 125H29V121H27V120H28V119H27V113L25 112L26 109L24 108V107H26V106L24 105V103L29 102V100H30V96H31V95L33 94V92H34L33 88L35 89V87H36V84H35L34 82H35L36 80H37V81L39 80V78H40L39 75L41 76V73H42V72H41V73L39 72V71H40V70H39V65L36 64L35 62H33V63H35V64H33L34 66L32 65V63L29 62V66H30V64H31V69H30L29 67H25V66L27 65ZM27 66H28V65H27ZM35 66H36L37 70L34 69ZM37 66H38V67H37ZM24 67H25V68H24ZM33 67H34V68H33ZM32 68H33V70H32ZM35 70H36V72H35L36 75H37V73H38L37 76H36L35 73H34ZM33 74H34V75H33ZM35 76H36L37 78H36ZM34 77H35V78H34ZM17 78H15V79H17ZM12 79H13V80H12ZM28 79H30V80L33 79L34 81H33V80H31V81H30V80L27 81ZM35 79H36V80H35ZM18 80H16V82H17ZM22 80H23L24 83L22 82ZM10 81H12V82L14 81L15 85H14L13 83H10ZM26 81H27V83H26ZM263 81H264V80H263ZM28 82H31V83H28ZM32 82H33L34 84H33ZM2 83H3V82H2ZM20 83H21V85H20ZM25 83L27 84L28 87L26 86ZM36 83H37V82H36ZM8 84L11 85V86L14 85L13 88H12L11 90H10V86H9ZM22 84H23V86H22ZM24 84H25V89H24ZM30 84H31V85H30ZM7 85H8V86H7ZM16 85H17L18 87L20 86V87L22 88V90L24 89L23 92H22L21 89H20V94H21L20 96H19V94H18V93H19V92H18V89H17L18 87L16 88ZM29 85H30V87H29ZM33 85H34L35 87H34ZM6 87H7V88L9 87L7 91L10 90V91L8 92V94L10 93V94H9V97H8V95H7V91H5V90H6ZM14 87H15V88H14ZM20 87H19V88H20ZM32 87H33V88H32ZM16 89H17V92H18V93L16 92ZM27 89H28V90H27ZM13 90L16 92V97L13 96V94L15 93V92H13ZM1 91H3V92H1ZM32 91H33V92H32ZM4 92H5V93H4ZM11 92H12V93H11ZM25 92H26V93H25ZM30 92H31V93H30ZM22 93H23V94H22ZM1 94H2V95H1ZM11 94H12V96H11ZM17 94H18V95H17ZM4 95H6L7 97L4 96ZM18 96H19V98H18ZM21 96H24V97H23V100H19L20 98H22ZM5 97H6V99H5ZM12 97H14L15 99L12 98ZM1 99H3V101H2ZM12 99H13V100H12ZM15 100H16L17 102H16ZM18 100H19V101H18ZM22 101H23V103H22ZM15 102H16V103H15ZM7 103H8V104H7ZM12 103H13V104H12ZM5 104H6V107H7V108H6V107L4 108ZM11 104H12L13 106H12ZM18 105H19V106H18ZM2 106H3V107H2ZM162 106H163V107H162ZM17 107H19V108H18V109H15V108H17ZM159 107H161V108H158L157 106L154 107V108L152 109L153 111H152L151 109H149V110H144L145 112L143 111V109H142V110H138V111L136 110V114L139 115V113H137V112H140V115H139V116H138V115H135V112H134L133 114L130 115L129 113H126V114L124 113V112H128L127 110L122 111L121 115H122L123 117L120 116V121H119V124H121V125L123 124L122 127L125 126V127H123V128L120 127V129H119V130H120V131H119V134H120V132H121V134H120V138H119V140H120V144H121V145H120V148H119V151L121 150L122 153H121V151H120V152L117 151L119 154H118V153H117V154H113V153H114L113 150H112V149H108V148H112V146L110 147V145H109V146L107 145L108 147L105 146V147L108 149L109 152H107L106 148H105V150H104V151H105V152H104L105 155L103 156L104 158H103V161H102V162H103L104 164H108V166L111 164V166H109V168L107 167V165H106V167H105V168L108 169V170L106 169L105 171H108V172L111 171V172H109V173L107 172V173H108V174H107L105 171L102 170V173L104 172V174H105V173H106V174H105V175H104V174L102 175L101 180H102V181L105 180V178H103V176H104V177L107 176V177H106V180L108 179L107 182H106V180L104 181V182H105L104 185H106V186H105L106 189H104V185H103V184H102V185H103V188H101L102 185H101L100 183H101L102 181L100 182V180H99L100 178L97 176V175H98V170H97L98 168H97V165H96V167H95V162H93L94 159L92 160V156H89V157L87 158L88 155H93L92 153H94V152L96 153V148H97V145H98V144H96L97 141H96V139H95V138H96V133L93 132V131H92L93 133H91V136H92V137H90V139L92 138V139H91V140H92V142H91L92 144L89 142V147H87L86 149L89 150L88 148H91V149H92V148H95V150L92 149V150H94V152H92L91 149H90L88 152H87V150H83V151H84V154H85V153L88 154V155L85 154L86 156L84 157V154H83L82 150L80 149L79 146H77V147L74 148L75 151H74V149H73V152H72V153H73L74 155L71 154L72 157H71V155H70V157H69V158H70V161H69V158L67 159L65 156H64L63 159H62L63 156H62L60 159L57 158V160H60L61 162H59V161L57 162V160H55L56 158L54 159L55 161H53L52 159H48V160H47V161H48V162H47V163H48L47 166H48L49 164L51 165L53 162H54V163L56 162V163H57V166L54 165V167H56L55 171H56V172L58 171L57 167H58V168L61 167L60 169H61V170L63 169L62 171H65V174L67 173V175H69V176H64V172H63V177H65V181H66V182L62 181V180H63V179H62V174H59V173H62V171L59 170V172H57V174H56V172H55V174L57 175V178H56V177L54 176V175H55V174H54V167L49 165L48 168H53L52 171L49 169V170H50L49 173H51V172L53 173V174H52V179L54 180V182L51 181V178H49V176H51V174H49V175H45V178H44L45 180H46V178H47V176H48V178H47L46 181H44V179L42 178L44 183L42 182V179H40V178H41V175H42V177L44 176L43 173H40V177H39V175L36 174L37 176H35V177H37V180L39 179V183L37 184V182H35V183L32 182L31 185H27L28 182H27V183L25 182V183H26L25 186H26V187H27V186H31V187L33 186V189L35 190L34 186L37 185V187L40 188V192L38 191V188H36L37 190H35V192H34V190L32 189V190H33V193H31L32 191H31V187H30V190H29V191H30V194H29L28 191H27V192H28V193H27L26 190H28L29 187H27V189H25L24 186H23V188H22V187H20V185H19V181H17V182H12L11 180L16 181V178L19 177L17 174L21 175V177H22V176H24V177H25V176H28V174H25V171H26V170H25V167H26V166H27V168L29 169V170H28V169L26 168V169L28 170V171H26V173H29V172L31 171V169H30V167H31L30 165H31V164H30V165H27V164H28V161H27V163H25L26 161L23 162V163H24V165H23L24 170H23L22 168H18V167H17V168H18V170H17V168H16V166H15V167L13 168V170L11 171L12 173H9V175L11 174L10 177H8L9 175H7V177L2 178V180H0V184L2 183V184L0 185V188L3 187V186H4V187L1 188V190H0V194H1V195H2V193L4 194V191H5V192H9V191L12 192L13 189H15V190L18 189V190H16V194H15V195H12V198H11L9 201H6L5 204H3V202H2L3 195L0 196V201H1V202H0V211H1V209L3 208L2 211H1L2 213L0 212V214H2V215H0V217H2V216L5 214V217H6V215L8 216V217H6V219H7L6 221H9V222H5L4 219H2V218H4V216H3L1 219H2L3 222H5L6 224H5V223H2V220H0V221H1L0 223H1L3 226H4V224H5V226H4L5 229H4L3 226L0 224V225H1V226H0V231H1V229L3 228V229H2V232H0V242H2V243L0 244V247L2 246V247L0 248V252H1V253H0V258L4 256V258L6 259V260H5V259L2 260L3 258H1V260H0L1 263H0V264H6V262H7V264H8V263H9V264H12L13 262L16 263L17 255H18L19 250H20L21 252H23V253H22V255L19 254L18 257H19V259H21V260H20V261L17 260V263H16V264H22V263H23V264H44V263H45V264H72V263L75 262L74 259H75L76 257L78 258V259H77V258L75 259V260H76V264H78L77 262H79V261L84 262L85 260H87L86 262H84L85 264H87V263H88V264H89V263L100 264L99 261L101 262V264H106V263H107V264H115V262H118L117 264H126L127 262L130 261L129 259H130V256H132V255H133V257H135V260H134L133 257H131V261L133 260V261H132L133 264H137V262L134 263V262L136 261V254H135V256H134V254L131 255V253L128 251V250H129V247L133 244V242H134V244H135V240H137V241L140 240V241H141V242H137V241H136V243L138 244V250H144V249H142V248L145 247V246H146V247L148 246V243L146 244L145 241H149V240L152 239L154 236H159L160 234L163 233V232L160 233V230H159V229H162V226H165V227H163L164 229H162V231H163V230L165 231L163 234H165V233L167 232V230L170 229L169 223H171V224H172L171 226H173L175 223H178L179 220H182V219H183V216H186V214H184V213H186V211L184 212V210H183V211H182V212H183V213H182L183 216L180 217L179 215L181 214V213H180V212H181V208L186 209V207H184L185 205H183L179 200H176V203L174 204V201H175V200L172 199V197H173V198L176 197L177 199L179 198V197H178V193H177L178 190H177L176 183L178 182L177 185L179 184V181H180V180L177 181V179L182 175V173H179L180 171H178L179 168H180V166H177V167H176V165H178V164H176V163H180L179 165H181L182 167H184V165H183V162H182V164H181V161H180V162L178 161V162H176V163L174 164V165H175L174 167L177 168V169H175V170H177V172H176L177 175H178V173L181 174V175H178V177H177L176 173H175V174L173 173V171L175 172V170H173V168H174V167H173V163H174V162L172 161V160H173V158H172L173 155H171L173 152L171 153V151H170V148H172L171 146H173V145L170 144L169 141L171 140V137H170V136H171V131H172V129H175V128H172V127H178V126L180 125L178 128H176L177 131L180 132L179 130L182 129V125H183V123H184V125H183V129H184V128L186 129L185 125H188L189 123L186 122L187 120H186V121L184 120V119H187V118H183V120L181 121L182 123H181L180 121H179L178 123H173V122L176 120V119H175V120H173V122L171 121V124H169L168 127H167V126L165 125L163 119H162V121H160V119H161V118H160L159 121L157 120V122H158V123L161 122V123H160L159 125H157V126L160 127V128H162V124H164V125H165V129L163 128L162 130H165V131H166V132H164V131L161 132L162 130H161L160 128H159V130H158V127L156 126V123H157V122H156V121L154 122V118L151 119L152 117H154V114H153V113H154V111L156 110V108H157L158 110L161 109V112H162L163 110H164L163 112H165V111H167V108H166V107H168V108H169V111H167L166 113H168V112H173V111L171 110V109H173V108L171 107V109H170V105L166 104V106H165L164 103H163L162 105H160ZM11 108H12V110H11ZM162 108H164V109L162 110ZM23 109H24L25 111H24ZM7 110H9V111H8V115L6 114V113H7ZM22 110H23L24 112H23ZM141 111H142V113H141ZM12 112H13V113H12ZM148 112H149V113L152 112L153 115L150 113V114L152 115V117L148 118V116H150ZM163 112H162L161 115H162V116H165V115H163ZM2 113H3V115H2ZM9 113H10L11 115H9ZM24 113H26V115H25ZM143 113H144V115H143ZM166 113H165V114H166ZM17 114H18V115H17ZM22 114H24L26 117H24V115H22ZM141 114H142V115H141ZM146 114H147L148 116H147ZM128 115L131 116V117H128ZM16 116H17V117H16ZM124 116H125V117H124ZM135 116H137V117L135 118ZM141 116H142L143 118H140V119H139L138 117H141ZM6 117H7V118H6ZM8 117H9L10 119H9ZM14 117L17 119V121H16V119H15ZM126 117H127V118H126ZM23 118H25V119L23 120ZM130 118H131V119L134 118V119H133V120H134L133 123L135 122V124L132 123V121L130 120ZM144 118H145V120L143 121ZM2 119H3V120H2ZM125 119H127V120L124 121ZM138 119H139V122L137 123V124H138V125H137V124H136V121H138ZM146 119H147V120H146ZM150 119H151V120H150ZM148 120H150V121H149L150 124L154 123V124H152L153 126L151 125V126L153 127V130H154V126H155V128L157 127L156 129H157L158 131H156V129H155L156 132L151 131V130H152V127L148 124L149 122L147 123V125H145V121L147 122ZM152 120H153V121H152ZM179 120H181V118H180ZM1 121H2V122H1ZM3 121H4V123H3ZM127 121H130L131 123H129V122H127ZM140 121H142L143 123L140 122ZM26 122H27V123H26ZM121 122H122V123H121ZM126 122H127V123H126ZM151 122H152V123H151ZM162 122H163V123H162ZM175 122H177V121H175ZM185 122H186V123H185ZM5 123H7L6 125H8V126H6ZM139 123H140V125H142V126H140ZM158 123H157V124H158ZM172 123H173L174 125H172ZM187 123H188V124H187ZM25 124H26V125H25ZM129 124H130V125H129ZM131 124H133V126H131ZM143 124H144V125H143ZM175 124H176V125H175ZM177 124H179V125H177ZM181 124H182V125H181ZM121 125H120V126H121ZM148 125H149V126H148ZM164 125H163V127H164ZM171 125H172V126H171ZM190 125H191V128H190V126H189L188 130H189V129L192 130V129L194 128V126H193L192 124H190ZM3 126H4L5 128H4ZM21 126L23 127V130H22L23 133H22L21 130H19V129H21ZM24 126H25V128H24ZM137 126H138L137 129H139V132L135 129ZM139 126H140V127H139ZM144 126H145L146 128H145ZM192 126H193V127H192ZM6 127L9 128V132L11 131V129H12L13 132L11 131V133H9V134L7 135V137L5 138V135L8 133V129H7ZM131 127H132V128H131ZM133 127H135V128H133ZM143 127H144V128H143ZM147 127H149V129L151 128V129L149 130V133H152V134H153V132H154L155 135L157 134V135L154 137L155 139H153V136H152L151 134L149 135V136H150V138H149V136L147 135V134H149L148 131H147V130H148ZM180 127H181V128H180ZM187 127H188V126H187ZM125 128H126V130L124 131ZM127 128L132 129V130L129 131V129H127ZM140 128H141V129H140ZM142 128H143L144 130H143ZM179 128H180V129H179ZM6 129H7V131H5ZM146 129H147V130H146ZM183 129H182V130H183ZM122 130H123V131H122ZM141 130L144 132V135L142 134L143 132H142ZM160 130H161V131H160ZM126 131H127V132H130V133H132V134H133V132H134L135 134L138 132L139 134H138V133L136 134V136H137L136 138H137V140H138L139 142L135 139V134H133V135L130 134V133L128 134ZM146 131H147V132H146ZM174 131H175V130H174ZM177 131H175V132H177ZM183 131H184V130H183ZM189 131H190V130H189ZM3 132L5 133V135H4ZM6 132H7V133H6ZM145 132H146L147 134H146ZM160 132H161L162 134H159ZM168 132H169L170 134H169ZM181 132H182V131H181ZM184 132L189 133L188 131H184ZM184 132H183L182 134H181V133H178L177 135L180 134V137H181V136H182V137H185V136H183ZM12 133H14L15 135H20V136H17V137L19 138V140H18V138H17V141H16V138H15L16 136H15V135H14V139H15V140H12V139H13V138H12L13 136L11 135ZM94 133H95V134H94ZM123 133H124V134H123ZM140 133H141V134H140ZM164 133H167V135L164 134ZM187 133H186V134H187ZM125 134H127V136H126ZM145 134H146V135H145ZM158 134H159V135H158ZM163 134H164V135H163ZM168 134H169V135H168ZM10 135H11L12 137H11ZM94 135H95V136H94ZM123 135H124V137H123L122 140H124V142L121 140V137H122ZM142 135H143V136H142ZM153 135H154V134H153ZM165 135H166L167 138L165 137ZM184 135H185V134H184ZM129 136H130V137H129ZM138 136H139V137H138ZM144 136H145V137H144ZM159 136H160V140H157V138H159ZM163 136H164V137H163ZM8 137H9V138H8ZM126 137H127V138H126ZM131 137H132V138H131ZM156 137H157V138H156ZM124 138H126V142L128 141V142H127V145L125 144V139H124ZM133 138H134V141H131V139L133 140ZM138 138H140L141 141H140V139H138ZM142 138H143V139H142ZM145 138H147V140H148V138H149V142H147V140H145ZM163 138H166V141H165V142L167 143V145H166V143L163 141V140H165V139H163ZM10 139H11L12 141H10ZM94 139H95V140H94ZM127 139H129V140H127ZM8 140H9V141H8ZM23 140H24V139H23ZM91 140H90V141H91ZM142 140H143V141H142ZM152 140H153V141H152ZM155 140H156V142H155ZM157 141H158V142H157ZM14 142H15V143H14ZM131 142H132V143L135 142V143H134V144H135L134 146H135V147H138V146H139V147L135 149V147L133 146V144H132ZM137 142H138V143H137ZM140 142H141L143 145H142ZM150 142H152V143L150 144ZM153 142H155L157 145H155ZM163 142H164V143H163ZM168 142H169V143H168ZM2 143H3V144H2ZM9 143H10V144H9ZM147 143H148V144H147ZM5 144H6V146H4ZM7 144H9L8 147H7ZM90 144H91V145H90ZM93 144H94V147H93ZM122 144H123L124 146H123ZM128 144H129L130 147H132L133 149H132V148L130 149V147H129ZM138 144H139V145H138ZM158 144H159V146H160V144H161V146L159 147ZM163 144H164V145H163ZM95 145H96V147H95ZM137 145H138V146H137ZM144 145H146V146H144ZM147 145H149V146H148L149 148L147 147ZM150 145H151V146H150ZM162 145H163L164 147H163ZM10 146H11V147H10ZM127 146H128V147H127ZM155 146H156V148H157V147H159L160 149L163 148V150H161L162 152H159V149H158V148L156 149ZM9 147H10V148H9ZM78 147H79V148H78ZM144 147H145V149H144ZM152 147H153V148H152ZM165 147H166V148H165ZM5 148H6V149H5ZM7 148H8V150H7ZM122 148H123V149H122ZM124 148H125L126 150H128V151L126 152V150H125ZM150 148L152 149V151H153L154 154H156V155L152 154V153H153L152 151L150 152V150H151ZM154 148H155V149H154ZM164 148H165V149H164ZM79 149H80V150H79ZM146 149H147L148 151H147ZM166 149H167V150H166ZM5 150H6V151H5ZM77 150H79V152H80L79 155H80V156L78 155V151H77ZM131 150H132V151L134 150V152H132ZM136 150H137V152H135ZM144 150H145L146 152H145ZM155 150H157V151H155ZM165 150H166V151H165ZM171 150H174V151H175L174 148L171 149ZM110 151L112 152V154H111ZM129 151H131V152L133 153V155H132V153L129 152ZM138 151H139V153H138ZM142 151H144L145 153H148V154H147L148 156H145V154H143V155H144V156H143V155H142ZM91 152H92V153H91ZM106 152H107V155L110 154V155H109V159H108V156L106 155ZM124 152H125V154H124ZM140 152H141V154H140ZM144 152H143V153H144ZM149 152H150V153H149ZM155 152H156V153H155ZM157 152H159V155L157 154ZM163 152H164V153L166 152L165 155H166L167 157H166V156H165V157L163 156V155H164ZM167 152H168V153H167ZM128 153L130 154V156H131V155H132V156L129 157V155H127ZM137 153L140 155V157H138L139 155H138ZM120 154H121V155H120ZM150 154H152V155H150ZM161 154H162V156H161ZM5 155H6V153H5ZM81 155H83V157H81ZM94 155H95V154H94ZM118 155H120V158H123V157H124V158H123V159H119L120 161H119V160L116 161L115 159H118V158H119ZM123 155H124V156H123ZM168 155H170V156H168ZM75 156H77V157L79 156L78 159H77ZM114 156H115V157H114ZM121 156H122V157H121ZM126 156H127L128 160L130 161V162H128V163H127L128 160L125 158ZM154 156H156V157L154 158ZM28 157H29V155H28ZM28 157H27V158H28ZM73 157H75L76 159L73 158ZM110 157H111V159H110ZM117 157H118V158H117ZM142 157H143V158H142ZM146 157H147L148 159H146ZM151 157H152L153 159H152ZM159 157H164V158H166V159L162 158V161H163L164 163L161 164L162 161L160 160ZM170 157H171L172 159H171ZM27 158H26L25 160H28ZM71 158H73V159L75 160V161L73 162L72 166H70L71 163H72L71 161L73 160V159H71ZM90 158H91V159H90ZM94 158H95V157H94ZM130 158H131V159H130ZM134 158H135V159H134ZM136 158H137V160L140 158L142 161H141V160H139L138 162L136 161L135 164H134L133 161H135ZM144 158H145V159H144ZM149 158H150L151 160H150ZM157 158H158V159H157ZM167 158H168V159L170 158V159H169V163H166V161H168ZM13 159H14V158H13ZM61 159H62L64 162H65V161L67 162V160H68L69 162H67V163H69V164H67L66 162H65V163H66L67 165H69L70 168H69L67 165H65V163H64ZM82 159L84 160V164H83V162H82ZM85 159H86L87 162L85 161ZM112 159H113V163H112V162L110 163V161H112ZM124 159H125V160H124ZM154 159H155V161H154ZM38 160H39L38 163L41 165V162H42V161H40V158H38ZM50 160H52L53 162H51ZM76 160L79 162V166H78V163H77ZM79 160H81V161H79ZM88 160H89V162H88ZM91 160H92V161H91ZM107 160H108V161H107ZM121 160H122V162H121ZM131 160H132V161H131ZM147 160L150 161V162L152 161V162L149 163ZM90 161H91L92 163H90ZM104 161H105V162L107 161V162L105 163ZM114 161H116V162L114 163ZM125 161H126V162H125ZM143 161H144V163H143ZM145 161H146V162H145ZM156 161H158V163H159L160 166L157 164ZM160 161H161V162H160ZM170 161H171V162H170ZM7 162H12V159H8ZM81 162H82V163H81ZM85 162H86V164H87V163L89 164V167H88V164L85 165ZM123 162H124V163H123ZM139 162H140V165H141V166H138V168H137V167L135 168V165H136V166L139 165ZM153 162H154V163H153ZM54 163H53V164H54ZM56 163H55V164H56ZM61 163H64V165L62 164V166L60 165V167H59V164H61ZM109 163H110V164H109ZM136 163H138V164H136ZM141 163H142V164H141ZM145 163H146V164H145ZM152 163H153L154 166L156 167V168H155V167L153 166V168H152L153 170H152V169H149V167L151 168L152 165H150V164H152ZM155 163H156L157 165H156ZM42 164H43V163H42ZM90 164H91V166H90ZM104 164L102 165L101 168H104V167H103ZM112 164H114V165H112ZM118 164H119V166H120L121 169L118 168V167H119ZM120 164H122V165H120ZM127 164H130V167H131L130 170H127V169H129V166H128ZM131 164H133V165H131ZM144 164L147 166L146 169H144L145 167H143ZM147 164H148V165H147ZM163 164H164V165H163ZM25 165H26V166H25ZM75 165H77V166H75ZM81 165H82V167H81ZM92 165H93V166H92ZM161 165H163V166L161 167ZM166 165H167V166H166ZM32 166H33V165H32ZM74 166H75V168H74ZM112 166H113V167H112ZM115 166H117V170H115V169H116ZM126 166H128V168H127ZM133 166H134V167H133ZM171 166H172L173 168H172ZM62 167H63V168H62ZM66 167H67V168H66ZM84 167H85V168H84ZM90 167H91V168L93 167V168L91 169ZM94 167H95V168H94ZM122 167H123V168H122ZM125 167H126L127 172H126L125 170H123ZM139 167H140V168H139ZM157 167H158V170H160V171L157 170ZM163 167H164V168H163ZM166 167H167V168H166ZM182 167H181V168H182ZM64 168H65V169H64ZM68 168H69V171L67 170ZM73 168H74V170H76V172H78V169H79V170H80V171L78 172L79 174H84L83 172H85V173L87 172V173L84 174V175H79L78 173H77V175H76V174L72 175L71 173H73V171H74ZM77 168H78V169H77ZM81 168H83V169H81ZM89 168H90V169H89ZM105 168H104V169H105ZM112 168H113V170L116 171V174H115V171L112 170ZM114 168H115V169H114ZM154 168H155V169H154ZM165 168H166V170H165L166 173H165V171L163 170V169H165ZM93 169H94L95 171H94ZM118 169H119L120 171H118ZM131 169H133L134 172H133V170L131 171ZM137 169H138V170H137ZM147 169H149L150 172H153L154 170H156V171H155L156 173H157V172H161V173H157V174L153 172V174H156V175H154V181L156 182V184H154V186L157 185V188H156V186L153 187V184H152L153 182H150V181H153V179H152V178H153V175H152V173H150L149 170H147ZM14 170H15V172H13ZM16 170H17V172H16ZM19 170H20V172H19ZM22 170H23L24 173H22ZM66 170H67V172H66ZM70 170H73V171L70 172ZM81 170H82V171H81ZM83 170H84V171H83ZM91 170H92V171H91ZM96 170H97V171H96ZM140 170H141V172H140ZM144 170H145L146 173L144 172ZM151 170H152V171H151ZM161 170H162L165 174H163V172H162ZM168 170H169V171H168ZM181 170H182V169H181ZM60 171H61V172H60ZM89 171H90V172H89ZM130 171H131V173H130ZM135 171H137L138 173L135 172ZM147 171H148L150 174L147 173ZM76 172L74 171V173H76ZM92 172H93V173H92ZM94 172L97 173L96 177H94L95 174H96V173L94 174ZM113 172H114V173H113ZM121 172H123V176H119V175H122ZM171 172H172V173H171ZM181 172H182V171H181ZM15 173H16V174H15ZM90 173H91V174H90ZM110 173H111V174H115V175H112V176H111ZM118 173H120V174H118ZM124 173H125V174H124ZM127 173H128V175H126ZM132 173H135V174H132ZM141 173H142V174L144 173L145 175H144V174L142 175ZM12 174H15V176L12 175ZM38 174H39V173H38ZM89 174H90L91 176H93V178H97V177H98V179H91L92 177H91ZM93 174H94V175H93ZM136 174H137V175H136ZM138 174H139V175H138ZM146 174H147V175L149 174L150 176L152 175V177L149 178L150 176H147ZM158 174H159L160 177L158 176ZM162 174H163V175H162ZM169 174H170V175H169ZM172 174H174V175L171 176ZM16 175H17V176H16ZM70 175H71V176H70ZM75 175H76V176H75ZM86 175H87V176H86ZM108 175H110L111 178H110V176L108 177ZM116 175H117V178H115V179H114L115 181H114V180L112 179V177H113V176L116 177ZM130 175H131L132 177H131ZM134 175H135V176H134ZM164 175H165V176L167 177V179H169V180H167V179L165 178ZM53 176H54L55 178H54ZM59 176H61V177H59ZM72 176L76 177V178H75V179H76V182H77V179H78V183L81 184V185L79 184L80 186L78 185V183H76V182L73 180L74 178H73ZM78 176H80V177H81V176H85L84 178H82V177H81V178H82V179H86V180H85L86 182L83 181L81 178H77ZM125 176H126L127 178H128V176H129V178L127 179V178H125ZM136 176H137V178H136ZM143 176H144V178H143ZM162 176H163V177H162ZM174 176H175L177 179H175ZM11 177H13V178L11 179ZM24 177H23V179H25ZM38 177H39V178H38ZM58 177H59V179H61V180H59V181H61V182H58ZM88 177H89V178L91 177V178H90L91 180H90ZM120 177H124V178H123V179L125 180L124 185H123V183H122V182H124V181H123L122 178H121V180H122V181H121V180H120ZM133 177L135 178V179H133V180H136V179H137V181H138V182H141V183H137V182H135V184H133L134 181L131 180ZM158 177H159V178H158ZM181 177L183 178L184 175H182ZM6 178H7V179H6ZM9 178H10V179H9ZM19 178H20V177H19ZM66 178H68L69 181H68V179L66 180ZM71 178H72V181H73L72 184H71V181H70ZM145 178H146V179L149 178V180H147V182H146V179H145ZM157 178H158V182L161 181V182H159L160 185H159L158 182H157ZM164 178H165V180H164ZM171 178L173 179L172 181L170 180ZM3 179H6V180H3ZM35 179H36V178H35ZM48 179H49V180H48ZM56 179H57V183H56V181H55ZM79 179H80V180H79ZM88 179H89V183H90V184L87 183V180H88ZM111 179H112L113 182H110V184H109V181H110ZM126 179H127L128 181H127ZM140 179H141V180H140ZM155 179H156V180H155ZM160 179H161V180H160ZM174 179H175V180H174ZM180 179H181V178H180ZM37 180H36V181H37ZM81 180H82V181H81ZM94 180H96V181H94ZM117 180H118V181H117ZM129 180H131V183H129V182H130ZM144 180H145V182H143ZM181 180H182V179H181ZM4 181H5L6 184L8 183V185H5ZM47 181H48L49 183H45V182H47ZM90 181L92 182V184H91ZM97 181H98L99 183H97ZM148 181H149V184H148ZM163 181H166V184H165V182H163ZM168 181H171L170 184H168V183H169ZM174 181H175V182H174ZM176 181H177V182H176ZM10 182H11V183H10ZM68 182H70V183L67 184ZM117 182H119V183L117 184ZM142 182H143V183H142ZM155 182H154V183H155ZM12 183H14V184H12ZM23 183H24V180H23ZM25 183H24V184H25ZM30 183H31V182H30ZM40 183H41V184H40ZM52 183H53V184H52ZM54 183H56V184H54ZM60 183H61V186H60ZM63 183H64V184H63ZM85 183H87L88 185H90V186L92 187V190H91V189L89 190L88 187H90V186L86 185ZM93 183H94V184H93ZM95 183H97V184H95ZM106 183H108L109 185L106 184ZM114 183H115L116 185H115ZM145 183H146V184H145ZM3 184H4V185H3ZM11 184H12V185H11ZM16 184H17V186H18L20 189H23V190L25 189L24 192H23V191L20 192V191H19V188L16 186ZM24 184H23V185H24ZM34 184H35V185H34ZM39 184H40V185H39ZM65 184L68 185V186H69V185H70V186L72 185V186H73V190H72V188L67 189V188H69L70 186L68 187V186H66ZM75 184H77V185H75ZM98 184L100 185V187H99ZM121 184H122V186L124 187L125 192H124L123 187L121 188V186H120ZM125 184H127V185H125ZM129 184H131V185H129ZM138 184H139V185L142 184V186H141V185L138 186ZM164 184L167 185V186H164ZM13 185H14V187H12ZM41 185H42V187L44 186V187H43L44 190H43V188H42V190H43L44 192L41 190ZM48 185L50 186L49 189L51 188L50 190H53V191H51L52 193L54 192L53 194H52L51 192L48 191V188H47ZM56 185H59V187H58L59 189H60V187L64 188V187L66 186L67 188L64 189V190H65V194L63 193V192H64L63 189H62V190L60 189V190L63 191V192L58 191L59 189L56 188V187H57ZM74 185H75V186H74ZM92 185H93V186H92ZM94 185L96 186V188L99 187V189H97V190H99V195H100L101 192L106 191V190H107L106 193H108L109 191L111 192L110 189H112V191H113L114 193H113V192H111V194L108 193V196H107V194L103 192V195H104L106 198L103 197V195H100V196H99L97 190H94V189H96V188L93 189ZM107 185H108V188H109V189H107ZM133 185H135V186H133ZM144 185H146L147 188H148V186H149L150 188H148V190H147L146 188H145L146 190H145L144 188H142V190H141V187H144ZM158 185H159V186H158ZM161 185H162V186H161ZM168 185H169V186H168ZM170 185H171V190H170ZM172 185H173V187H174V190L172 189V188H173ZM174 185H175V186H174ZM6 186H7V187H6ZM54 186H55V188H56V190H57L58 192H57L56 190H54V189H55ZM72 186H71V187H72ZM77 186H79L78 189H75V187L77 188ZM81 186H83L82 188L84 189V191H83V190L81 191V189H80ZM84 186H85V187L87 186V187L84 188ZM111 186H112V187H111ZM115 186H116V189L120 186L118 189L120 190V188H121V190H123V191L121 192V190H120V191L118 190V191L121 192V193H119L117 190L114 191L113 189H115ZM125 186H128V187H129V188L127 187L128 190H126L127 188H125ZM8 187H9V189H8ZM15 187H16V188H15ZM91 187H90V188H91ZM130 187H131V188H130ZM132 187H134L135 189H136V187L140 189V190L136 189V190H138V191H141L140 193L138 192V194H137V195H139V196L135 195L136 191L134 192L135 189H132ZM159 187H161V188H160L161 190H159ZM175 187H176V188H175ZM53 188H54V189H53ZM154 188H156V189L158 190V196H157V197H158L159 200H158L157 198H156V200L153 199V197H154V195H153L154 193H153V192L155 191ZM162 188H163V189H162ZM165 188H166V190L168 189V192H171V193H172L171 198H169L170 196L168 197V195L171 194V193H167V192H165ZM2 189L4 190L3 192H1ZM6 189H7V190H6ZM79 189H80V190H79ZM87 189H88V191H86ZM102 189H103V190H102ZM149 189H150V190L152 189L151 192H150ZM69 190H70V191H69ZM71 190H72V192H71ZM74 190H75V191H74ZM78 190H79V191H78ZM108 190H109V191H108ZM130 190H132V191H130ZM172 190H173V191H172ZM13 191H14V190H13ZM18 191L20 192V194H19ZM36 191H37V192H36ZM41 191L43 192V197H41L40 195L36 194V193H38V192H39V194L42 193ZM66 191H67V192L69 191L68 193H69V195H70L72 198L66 193ZM73 191L76 192V193H75L76 195L73 193ZM80 191L84 194V195L81 196V197H80V195H79V194L81 193ZM92 191H93V193L95 192V194L92 195V194L90 193V196H89V195H88L89 192H92ZM126 191H127V192H126ZM128 191H129L130 195L126 196L125 193L129 194ZM143 191H144V192H143ZM175 191H176V192H175ZM25 192H26V193H25ZM60 192H61L63 195H62ZM79 192H80V193H79ZM86 192H87V194H85ZM115 192H116V193H115ZM131 192H132V193L134 192V194H132ZM142 192H143L144 194H146V193L149 192V193H148L149 195L152 193V195H150L151 199H150L149 195H148L149 199H148V197L145 199V196H147V194L144 195ZM161 192H164L165 194H168V195L165 196V194H164V196H163V195H162L163 193H161ZM173 192H174V193H173ZM14 193H15V192H14ZM55 193H57L58 196L55 195ZM71 193H72V195H71ZM82 193H81V195H82ZM122 193H124L125 196H124V195H121ZM141 193H142L144 196L141 195ZM159 193H160V195H159ZM175 193H176L177 195H176ZM12 194H13V192H12ZM24 194H26V195L29 194V195L27 196L28 199L25 198L26 195H24ZM35 194L38 195L39 202L42 203V204H41V207H40L39 202H38V200H37L38 198H37V196H36ZM48 194H49V195H48ZM60 194H61V196H63V197H62L63 199H64V197H65V200H66V201L62 200V198L60 197ZM66 194H67V198H69V200L66 198V196H65ZM77 194H78V195H77ZM109 194H110V196H111V197H110V200H111V202H113V203H111V205H110L109 198H108V197H109ZM113 194H114L115 196H116V194H120L119 197L117 196L116 201H114L115 199L112 200V199L114 198V197L112 196ZM131 194H132V195H131ZM31 195H34V196H31ZM41 195H42V194H41ZM52 195H54V196H53L54 198H56V197H58L59 199L61 198V199H60V200H61V202H60L61 204L59 203L60 200H59L58 198H56V199L52 198V201H53V202H52V201H51V197H52ZM73 195H74V197H73ZM85 195H86V196L88 195V197H91V198L88 200V199H86ZM95 195H96V197H92V196H95ZM133 195H134V196H133ZM140 195H141V197H140ZM22 196H23V198H21ZM30 196H31L32 198H30ZM48 196H49V198H50V199H49V200H50L49 202H48V200H47V199H48ZM50 196H51V197H50ZM55 196H56V197H55ZM97 196H99L98 199L101 198V196H102V198L105 199V200H102V199L98 200V199H96ZM121 196H124V197H122V198H125V197H126L125 199L122 200V202H121V199H120ZM130 196H131V198H132V196H133V199H134V200L129 199ZM142 196H143L144 199H142ZM152 196H153V197H152ZM159 196H160L161 198H160ZM76 197H78V198H77V199H74V198H76ZM128 197H129V198H128ZM164 197L166 198V200L169 198L168 201L171 202V203L168 204V206H167L168 201H166ZM13 198H14V200H13ZM35 198H36V199H35ZM40 198H42V200H40ZM43 198H44L45 200H47L48 204H47V203L44 204V201H45V200L43 201ZM79 198H81V199H79ZM82 198H85L87 201L84 199V200H85V203H83V202H82V200H83ZM94 198H95V201L98 202V204H96V205H95L96 202H95V203L92 202V200H94ZM107 198H108V199H107ZM115 198H116V197H115ZM127 198H128V199H127ZM138 198H139V200H140V201L138 200L139 202L136 201ZM26 199H27V200L30 199L29 202L27 201L28 204L26 203ZM57 199H58L59 201H57ZM70 199H71V200L73 199V200H72L73 202H71ZM118 199L120 200L119 202H117ZM163 199L165 200V204H163V205H166V206H163V205H162V203H164V200H163ZM170 199H171V200H170ZM23 200H24V201H23ZM35 200H37V201H36V202H37L36 205H37L38 207H36L35 205H33L34 202H35ZM67 200H68V201H67ZM76 200H77L78 202H80V200H81V202H82L83 205H82L81 202H80V203H79L80 206H77V205H79V204H78V202H75ZM84 200H83V201H84ZM106 200H107V201H106ZM125 200H126V201H125ZM142 200H143V201H142ZM144 200H146V202H147L146 205H145V201H144ZM149 200H150V202H149ZM153 200H154L155 203H152ZM157 200H158V202H157ZM54 201H55V202H54ZM69 201H70V202H69ZM99 201H102V202L99 203ZM103 201L107 202L108 204L105 203V202H103ZM123 201H125V203H124ZM127 201H128V202L131 201V202H129L131 206L129 205V203H126ZM132 201H133V202H132ZM135 201L138 202V203H135ZM159 201H160V202H159ZM162 201H163V202H162ZM7 202H8L9 204H11V205H9V204L7 205V204H6ZM21 202H23V204H22ZM24 202H25L26 204H25ZM45 202H46V201H45ZM51 202H52L54 205H53ZM63 202H64V203H63ZM67 202H68V204H67ZM74 202H75V203H74ZM87 202H88V207H87V205H86ZM89 202H90V204H89ZM91 202H92V206H93V207L90 206V205H91ZM140 202H142L143 206H144V205H145V206H144V207L141 206V208L138 207V205L140 206V204H141ZM178 202H180L181 206H180V204H179ZM1 203H2L3 205H2ZM55 203H57V204L55 205ZM58 203H59V204H58ZM62 203H63V204H62ZM72 203L74 204V206H73ZM101 203H102V204L104 203L105 207H106V206L109 207V211H112V209H114V212H113V211H112L113 213L111 212L112 215H113L114 220H113V218H112V221L110 220V219H111L110 217H112V216H111L110 212H108L107 207H106V210H107L108 213H107V212H106V213H103V212L105 211V207H104V209H103V206H101ZM118 203H119L120 205H121V203H122L123 207H126V205L128 204V205H127L128 208H127V207H126V208H127V211H129V210L131 211V212L129 211V213L131 214V218H129L130 214H129L128 212H126V210L123 209L122 205H121L122 209H121V208L119 209L120 205H119ZM133 203H135V204H133ZM139 203H140V204H139ZM158 203H159V204H158ZM177 203L179 204V206L176 205ZM43 204H44V207H45V208L42 209ZM69 204H70V205H69ZM115 204H116V205H115ZM117 204L119 205V207L117 206ZM142 204H141V205H142ZM149 204L152 205L151 207H153V206L155 205V206H156L155 208H156V209L158 208V210H155V208H154V209L150 208V206H148ZM170 204H171L172 206H171ZM173 204H174V206H173ZM22 205L24 206V208H22V207H23ZM63 205H65V206H64L65 208L63 207ZM66 205H67V206H66ZM97 205H99V206H97ZM109 205H110V206H109ZM134 205H135V207H136L137 209H138V208L141 209V211H139V213H138V211L135 209ZM157 205H158V206H157ZM160 205H161V206H160ZM182 205H183V206H182ZM7 206H8V207H7ZM19 206H20L22 209H21ZM29 206H30V207H29ZM33 206L36 207V208L34 209ZM47 206H48V207H47ZM58 206H59V208H58ZM72 206H73V207H72ZM81 206H83V207L86 206V208H83V207H81ZM89 206H90V207H89ZM94 206H95V207H94ZM111 206H116L118 209H117V208H113V207H111ZM146 206H147L148 208H147ZM169 206H171L172 210H171V208H169ZM175 206L178 207V208H176ZM5 207H6L5 211H7V209H8V211H9V212L7 211L8 214H7L6 212H3ZM9 207H10L11 209H10ZM39 207H40V209H39ZM60 207H62V208H60ZM71 207H72V209H73L74 207H75V208L81 207V208H78L76 211H75V208H74V211H75V213H77V214L73 215L74 212H73V210L71 211ZM96 207H97V208H96ZM98 207H99L100 209H101V207H102V210H100ZM110 207H111L112 209H111ZM132 207L134 208V211H133V208H132ZM159 207H162V208H159ZM163 207L169 209L168 211H169V213H170L171 215L168 213L167 210H164ZM179 207H181V208H179ZM17 208H18V209H17ZM29 208H30V209H29ZM37 208H38V209H37ZM54 208H55V209H54ZM56 208H58V210H57ZM63 208H64V209L68 208V209H66L65 211H67V210L69 211V213H67L68 211L66 212L67 215H66V213H65V217H63V215H64V212H63L64 210H63ZM82 208L85 209V212H83L84 210H83V211L81 210ZM88 208H89V210H87ZM93 208H94V209H93ZM126 208H125V209H126ZM129 208H130V209H129ZM131 208H132V209H131ZM149 208L152 209V210H154L155 212L157 211L158 215H156V213L154 214V211L149 210ZM32 209H34V210H32ZM41 209H42L43 211H41ZM90 209H91V210L93 209L97 214H96V213L93 214L94 211H93V210L91 211ZM116 209H117V211L119 210V212H120V211H123V212L120 213V214H122V215L124 214V215H123V216H124L123 218H122L121 215H119V212H117ZM143 209H145V210H143ZM146 209H148L149 213H150V214L152 213V214H151V215H147L146 212L148 213V211H146ZM159 209H161V210L164 211V212H162V211L159 210ZM178 209H179V212H176V211H178ZM26 210H27L26 213H27V215L29 214V216L26 217V219L24 220V219H22V217H23V218H25V217L22 216V214H24L25 212H23V211H26ZM56 210H57V211H56ZM60 210H62V212H61ZM86 210H87V211H86ZM103 210H104V211H103ZM174 210H176V211H174ZM10 211H11V212H10ZM34 211H35V212H34ZM58 211H60V212H58ZM80 211H82L81 214H79ZM89 211H91V212L89 213ZM99 211H101L103 214H105V215H107V216L105 217V215H102L101 212L99 213ZM142 211H143V212H142ZM144 211H146V212H144ZM172 211L175 212L174 214L177 215V216H174V214L172 215V213H173ZM22 212H23V213H22ZM28 212H29V213H28ZM32 212H33V213H32ZM42 212H43V213H42ZM45 212H46V213H45ZM87 212H88L89 214H88ZM115 212H116V213H115ZM125 212H126L127 214H129V215H126ZM132 212H134V214H133ZM141 212H142L143 214H145L144 216H143V214L141 215L142 220L140 219V215L138 216V214H140ZM160 212H161V213H160ZM165 212H166V214H169V215L166 216L167 218L164 217V216L166 215ZM171 212H172V213H171ZM3 213H4V214H3ZM53 213H54V214H53ZM58 213H62V215L60 216ZM117 213H118V214H117ZM163 213H164V216H163ZM38 214H39L40 216H39ZM56 214H58V216H60V217L57 218V217H56V216H57ZM68 214H70V215H68ZM71 214L73 215V217H72ZM82 214L85 215V218H83V215H82ZM86 214H87V216H86ZM92 214L95 215V218H96V217H97V218L95 219L94 216H93ZM100 214L102 215V217H101ZM109 214H110V216H108ZM114 214H115V215H114ZM116 214H117V218H118V219L120 218L119 216H121V218H120L119 220L116 218ZM132 214H133L134 216H132ZM161 214H162V215H161ZM24 215H25V214H24ZM27 215H25V216H27ZM32 215H33V217H34V215H35L34 219L37 217V218H36V219H37V222H35L36 220H35V221L33 220V221L35 222V225H33L34 228H33V226H32V223L34 224V222L32 221ZM51 215H56V216H55V217L57 218V220H56V218H55L56 222H55V220L53 219V221H54L55 223H59V224H60V220H61V218H66V217H67L68 220H67V219H62V221H63V220H64V221H63V223L60 224V226L58 227V224H56V225H53V224H52V223H54V222H53L51 219L54 218V217L51 216ZM76 215H77V216H76ZM80 215H81V216H80ZM91 215L93 216V219H94V220H93V223L95 224L94 227L92 226L93 223L90 224V223L92 222V221H91V218H92ZM125 215H126V216H125ZM136 215H137V216H136ZM154 215H155V216H154ZM160 215H161L162 217H164L166 220H164V218H162ZM17 216H18V217H17ZM41 216H42V217H41ZM43 216H44V217H43ZM46 216H47V217H46ZM48 216H49V217H48ZM75 216H76V218H75ZM78 216H80V217H78ZM99 216L101 217V220H98ZM103 216H104L105 221H104V219H103ZM114 216H115V217H114ZM147 216H149V217L151 216V217H150V219H149V217H148L149 220L147 219L148 221L146 220V222H147V223H146V222H144V221H145V219L147 218ZM152 216H153L154 218H153ZM172 216H174V217H172ZM15 217H16V218H15ZM30 217H31V219H30ZM40 217H41V218H40ZM81 217H82L84 220H86L87 218H88V219H87L86 221H83V219H82ZM90 217H91V218H90ZM125 217L129 218L130 220L133 219V222L137 224V227H136V225H135L134 223H132V221L128 220V219L125 218ZM155 217H156V218H155ZM159 217L162 218L163 221H162ZM178 217H179V218H178ZM27 218H28V219H27ZM70 218H71V219H70ZM77 218H79V220H78V222H79V227H80V223H82L83 225L85 224V227L82 226V228L84 229V231L81 229V227L78 229V226L75 225V224H78V222H77V220H76ZM89 218H90V219H89ZM134 218H135V219H134ZM138 218H139V219H138ZM170 218H171V219H170ZM14 219H15V220L17 219V220H16L17 222H16ZM20 219H22L23 222L25 221V223H22V220H20ZM41 219H42V220H41ZM44 219H45V220H44ZM81 219H82L83 222L81 221ZM99 219H100V218H99ZM106 219H107V220H106ZM122 219H123V220H122ZM125 219L127 220V223H125ZM158 219L161 220V223H160V220L158 221ZM168 219H170V220L173 221V222L175 221L174 224H173V222H171V221L168 220ZM172 219H173V220H172ZM178 219H179V220H178ZM11 220H13V221L11 222ZM39 220H40V221H39ZM46 220H48L49 222L46 221ZM69 220L71 221V223H72L74 220H75V222H77V223H74V222H73L72 225H71L72 227L76 226V227H75V230H77V231L73 230V232H72V229H74V228H72V227L70 226L71 223H69V222H70ZM108 220H109L110 222H109ZM115 220L118 221V222H117L118 224L115 223V222H116ZM140 220H141V221H140ZM150 220H151V221H150ZM153 220H157V221L159 222V223H157L156 221H154V223H153V226H154L155 224H158V225H159V226L157 225L158 228L156 227V225L154 226V229L152 228L153 226H152L151 224H152V221H153ZM29 221H32V223L30 224ZM38 221H39L40 223H38ZM42 221H44V222L46 221V222H48V223H46V222L44 223V222H42ZM51 221H52V222H51ZM62 221H61V222H62ZM68 221H69V222H68ZM88 221H89V222H88ZM95 221H96V222H95ZM100 221H102V222L104 221L103 224H102V222H100ZM106 221H107L108 223H110V225H111V223H112V226L106 224V225H105L106 227H104V224H105ZM128 221H129V223H128ZM137 221H138V222H137ZM139 221L141 222L140 225H139ZM164 221H166L165 224H163ZM168 221H169V222H168ZM19 222H21V223H19ZM66 222H67V224H68L69 226H68V225H65V226H66V227H69L68 229L71 230V233H69V234L74 238V240H76V242H75L74 240H70L71 237H70L69 235H68L67 237L64 236L65 234L63 235V232L68 234V232H67L68 229H67L66 227H63L64 223L66 224ZM87 222L90 224V225L88 226V228H87V224H88ZM107 222H106V223H107ZM119 222H120L121 224H120ZM149 222H150V223H149ZM155 222H156V223H155ZM9 223H10V224H9ZM26 223H27V224H26ZM36 223H37L38 225H36ZM41 223H42V224H41ZM43 223H44V225H43ZM114 223H115V225L117 224L116 227L119 228V229H116L115 225H114V227H113V224H114ZM123 223H124L125 227H124ZM143 223H144V224H143ZM20 224H22L23 226L25 225V227L29 226V224H30V227L25 228V227H23L22 225L20 226ZM45 224H46V225H45ZM47 224H48V225H47ZM73 224H74V225H73ZM94 224H93V225H94ZM97 224L101 225L100 228H99V225H98V229H99V230H97ZM119 224H120V226L118 227ZM128 224H130V225H129L130 227H128ZM132 224H134L133 228H132ZM145 224H146V226H148V227L151 225V226L149 227V229H151V230H153V231H149L148 227L146 228V226H144ZM147 224H148V225H147ZM149 224H150V225H149ZM161 224H162V225H161ZM7 225H8V226H7ZM10 225H11V226H10ZM51 225H53V226L50 227ZM107 225H108V227L110 226L109 231L111 230V232L113 233V234L111 233V236H109V235H110V232L107 230V229H108V228H107ZM138 225H139L140 227H138ZM141 225H142V227L144 226L145 229L142 228ZM160 225H161V226H160ZM35 226H38L37 229H38L39 231L36 229V230H31V232L27 231L29 234L26 232L27 229H28V230H30V228H31V229H35ZM41 226H43V227H41ZM56 226H57V227H56ZM102 226H103V227H102ZM19 227H20V228H19ZM22 227H23V228H22ZM46 227H48V231H47L48 233L44 230ZM49 227H50V228H49ZM55 227H56V228H55ZM60 227H63V228H65V229H67V231H66L65 229H64V231H62L63 228L60 230L62 235H61L60 233H58V234L61 235V237H60V239H59L60 241L58 240L59 243L62 242L61 244H59V243L57 242V240H55V239H54L55 241H53V239H51V237H50L51 234H49V233L52 232L53 229L57 230V228H58V230H57V232H58L59 229H60ZM70 227H71V228H70ZM123 227H124V228H123ZM126 227H127V229H126ZM135 227H136V229H135ZM155 227H156V228H155ZM6 228H7L8 230H7ZM12 228H13V229H12ZM40 228H42V229L40 230ZM85 228H87V229H85ZM89 228H94V229H89ZM104 228H105L106 230H105ZM114 228H115V229H114ZM121 228H122V229H121ZM128 228H130V230H128ZM138 228H139V229H138ZM140 228H142V229H140ZM167 228H168V229H167ZM18 229H19V231H18ZM23 229H24V230H23ZM50 229H51V232L49 231ZM88 229H89V230H88ZM100 229H101V230H100ZM123 229H126V231L124 230L125 233L130 231L129 234H128V235H129V239H127L128 237L125 236V235H127V233L125 234L124 231H123ZM132 229H133V230H132ZM134 229H135V230H134ZM137 229H138V230H137ZM155 229H156V230H155ZM171 229H172V227H171ZM6 230H7V231H6ZM10 230H11V232H10ZM70 230H69V231H70ZM78 230H80V231L78 232ZM85 230H87L86 233H85ZM91 230H92V231H91ZM96 230H97V231H100V232H97ZM116 230H117V232L115 233ZM139 230H140V232H138ZM141 230H142V232H141ZM144 230H145V231H144ZM147 230H148V231H147ZM158 230H159V231H158ZM3 231H4V232L6 231V232L4 233ZM20 231H21V232L23 231V233H24V231H25L27 234L20 235V234H19ZM32 231H33V232H32ZM36 231H37V232H36ZM44 231L48 234V235H47V240H48V241H50V242H52V241H53V242H56V243H53V242H52L53 244L51 243L52 245H54V244L56 245V246L54 245L53 247H54V248H55V247L57 248V246H59L58 248H59V249H62L63 252H61V250H59V251L61 252L62 256H63V254H64V256L67 255V251L70 250L69 252H71L72 254L70 253V254H71V256H70V255H69V252H68V256H70L69 259H68V256H65V257L63 256V257H64V258H63L64 260H63V262H62V261H61V260H62V256H61L60 261H61L62 263H59L60 261H59L58 258H59L60 256H57V255H56V256H57V258H56V256L54 255V252H55V251H54V252H52V251H53V250H56V254H59L60 252L58 253V248H57V249H51L52 251H50V248H52V245L49 244L51 247L48 246V243H49L48 241H47V242H48L47 245H45V243H46V242H45V241H46V240H45V239H46V237H45L46 234H45ZM60 231H59V232H60ZM65 231H66V232H65ZM81 231H83L84 234H83V232H81ZM89 231H90V233H88ZM93 231H94V232H93ZM95 231H96L97 233H96ZM122 231H123V232H122ZM131 231H133L136 235H135L134 233H132ZM16 232H17V233H16ZM21 232H20V233H21ZM43 232H44V234H43ZM53 232H54V230H53ZM53 232H52V233H53ZM75 232H77L78 235L75 234ZM101 232H102V233H101ZM121 232L124 233L125 235L122 234ZM143 232H148V234H149V233H150V234H149V235L146 234V233L144 234ZM153 232H157L158 235H157V234L155 235V233H153ZM1 233L6 234V235H5L6 237H5L3 234H1ZM7 233H8V234L10 233V234L12 235L11 237H12L13 239H15L14 242H12V243L14 244V243L16 242V244H19L21 247H20L19 245L16 246V244L13 245V244L11 243V241H13V239L11 238V241H10V239H9V238H10V237H9L10 235L7 236V235H8ZM15 233H16V234H15ZM30 233H31V234H30ZM34 233H35V234H34ZM36 233H37V234H40V235H37ZM73 233H74V235H73ZM99 233H100L101 235H100ZM117 233H118V234H117ZM119 233H121V235H123V236H122V240H123V237H125V238L127 237V238H126L127 240H125V241H128V240H129V243H127V244H126V242L123 240L126 248L124 247V244L122 243L123 241H120V242H119L120 244L117 242V239H118L117 237H119V238L121 237V235L119 236ZM130 233H131V234H130ZM151 233H152V234H151ZM13 234H14L16 237H15ZM21 234H22V233H21ZM33 234H34V235H33ZM54 234H55V235H54ZM54 234H53L52 238H53V237L55 238V237L60 236V235H56V234H57L56 232H55ZM67 234H66V235H67ZM81 234H83V235H81ZM88 234H89V235H88ZM92 234L94 235L93 238L95 237L96 239L92 240V239H93V238H92V239H89V240L87 241V239L90 238V237H91L90 235H92ZM96 234H97L98 236H97ZM115 234H117L118 236L115 235ZM140 234H141L142 238H140V237H141ZM262 234H263V233H262ZM262 234H261V235H262ZM25 235H30V236H26L27 239H25ZM32 235H33V237L31 238ZM36 235H37L38 238L36 237ZM42 235H43V237H44L43 239H44L45 241L41 238ZM44 235H45V236H44ZM85 235H87L86 237H88V238H86ZM113 235H114V237H116V236H117V237L114 239V238L112 237ZM132 235H134V236H132ZM145 235H146V238H145ZM151 235H152V236H151ZM263 235H264V234H263ZM3 236H4V237H3ZM13 236H14L15 238H14ZM39 236H40V237H39ZM62 236H63V237H62ZM74 236H76L77 238H75ZM78 236H79L80 238H81V236H83V238H82V242H81V246H79L80 248H78V246H77L78 244H80V239L78 238ZM89 236H90V237H89ZM96 236H97L98 238H97ZM99 236H100V237H99ZM130 236H131V238H130ZM143 236H144V237H143ZM148 236H149V237H148ZM150 236H151L152 238H151ZM8 237H9V238H8ZM35 237H36V239H35ZM49 237H50V240H49ZM64 237H66L67 240H64V239H65ZM68 237H70V238L68 239ZM84 237H85V238H84ZM107 237H109V239L112 237V238H111V239H112V242H117V243H113V244H116V245L118 244L117 246L120 245L119 247H120V248H121V247H122V248L124 247L125 250H124V249H120V248L118 249L116 246H113V248H114L115 250L113 249L112 251H109V253H107V250H111L112 248H110V247H112V245H113V244L111 245V243H112V242H111V239H110V241L108 240V241H109L108 243L111 242L110 245H109V244L107 245V241H106V240L108 239ZM133 237L136 238V239L134 240ZM147 237H148V238H147ZM260 237H261V236H260ZM5 238H6V239H5ZM21 238L23 239V241H22ZM30 238H31L32 240H31ZM39 238H40V239H39ZM58 238H59V237H58ZM62 238H64V239H62ZM125 238H124V239H125ZM143 238H144V240H142ZM149 238H150V239H149ZM2 239H5V241H4L5 244H3ZM29 239H30V240H29ZM41 239H42V240H41ZM61 239H62V241H61ZM77 239H79V240H78L79 243H77V242H78ZM83 239H84V240L86 239V240L84 241ZM146 239H148V240H146ZM6 240H8L9 242H6ZM19 240H20V241H19ZM26 240H27L28 242H29V241H31V242L28 243ZM34 240H35V243L37 242V243H36V244H37V248H36V246H35L36 244L34 243ZM37 240H41V243H39V241H37ZM63 240H64V241H63ZM118 240H119V239H118ZM120 240H121V239H120ZM133 240H134V241H133ZM258 240H259V239H258ZM42 241H43V242H42ZM69 241H71V243H70ZM72 241H74L77 245H76L74 242H72ZM90 241H92V243H93V241H94L93 245H92V243L90 244ZM259 241H260V242H263V241H264V238L261 237V239H260ZM32 242L35 244V245H34V248L31 247V246H32ZM85 242H86V243H85ZM87 242L90 244V246H89V244H88ZM130 242H131V243H130ZM144 242H145L146 245L144 244ZM9 243H11V245H9ZM22 243H25L24 246H22V245H23ZM27 243H28V244H27ZM43 243H44L45 247H44ZM57 243H58L59 245H58ZM64 243L66 244V246H65V250H67L66 247L70 246V248H68L69 250H67V251L64 250V245H65ZM67 243H68V244H67ZM73 243H74V244H73ZM121 243H122V244H121ZM140 243H141V244H140ZM38 244L41 245V246H43V247L40 246V248H44L46 251L44 250L45 252H43V249H41V252H40V251H39L40 248L38 249ZM87 244H88V245H87ZM98 244H99V245H98ZM249 244H251V245H249ZM249 244L247 245V248L245 247L246 250H249V248L252 247V246L255 244V241H252V243L249 242ZM8 245H9L10 247H11V246H12V247L10 248ZM25 245H26V246H25ZM27 245L29 246V250H28V246H27ZM74 245H75V246H74ZM106 245H107V246H106ZM144 245H145V246H144ZM62 246H63V247H62ZM76 246H77V247H76ZM91 246H92L93 248H91ZM97 246H98V247H99V246H100V247L103 246V248L106 246L104 250L102 249V247L100 248L101 250L106 251V252L102 253L103 251L99 250V249L97 248ZM141 246H142V247H141ZM248 246H249V247H248ZM14 247H15L18 251H16V249H15ZM17 247H18V248H17ZM24 247H26V248H24ZM48 247H49V248H48ZM73 247H75V248L78 249V250H76V249L73 248ZM81 247H83V248L86 247L87 249L84 248V250H83V248L81 249ZM88 247L90 248V250H89ZM107 247H109L110 249L107 248ZM139 247H140V248H139ZM7 248H8V249L10 248L11 251H10V249L7 250ZM12 248H13V249H12ZM19 248H21V249H19ZM31 248H33V249H32V250H33V253H34L35 249H36V251L38 250V251H37L38 253L36 252V255H35V254H32V252L30 253V249H31ZM116 248H117V250H116ZM127 248H128V249H127ZM23 249H24V251H23ZM47 249H49V250H47ZM71 249H72L73 251H75V252H73ZM91 249H92V250H91ZM106 249H107V250H106ZM26 250H28V251H26ZM85 250H86V251H85ZM88 250H89V251H88ZM97 250L100 251V252H98ZM126 250H127L129 253H126V252H125ZM3 251H4V252H3ZM47 251H50V252H47ZM64 251H65V253H64ZM76 251H78V253H80V252H81V253L83 252V253H82V254L80 253L79 256H75L76 254H78ZM96 251H97V252H96ZM113 251H114V253H113ZM116 251H118V252H117V258L120 257V258H119L120 260L116 258V253H115ZM123 251H124V252H123ZM8 252H9V253H8ZM11 252H15V253L11 254ZM21 252H20V253H21ZM39 252H40V253H39ZM85 252H91V253H93V255L95 256V259L93 258V260H92V256H93V255H92L91 253H88V254H87V253H85ZM94 252H95V253H94ZM119 252H121V254H120ZM141 252H142V251H141ZM16 253H17V255L15 256ZM27 253H28V254H27ZM43 253H44V254H43ZM47 253H48V254H47ZM52 253H53V254H52ZM106 253H107V255H105ZM110 253H111V254H110ZM124 253H125V254H124ZM1 254H2V255H1ZM3 254H4V255H3ZM61 254H59V255H61ZM84 254H87L88 257H89V259L86 257L87 255H84ZM101 254H102V258L100 257ZM109 254H110L111 256H110ZM119 254H120V256H119ZM20 255H21V256H20ZM81 255H84V256H81ZM90 255H91V258H90ZM121 255H124V256H123V257H124V260H123V257H122ZM126 255H127V256L130 255L129 258L125 257ZM13 256L16 258V259L14 258L15 261H12V260H14V259H13ZM22 256H23V257H22ZM53 256H54V257H53ZM72 256L74 257V259H72V258H73ZM103 256H106V257L103 258ZM113 256H114V258H112ZM118 256H119V257H118ZM33 257H34V258H33ZM41 257H42V258H41ZM79 257H80V258H79ZM85 257H86V259H85ZM107 257H108V258H107ZM7 258H8V259H7ZM10 258H11L12 260H10ZM51 258H52V259H51ZM65 258L67 259V262H68V263L66 262ZM82 258L84 259V261L82 260ZM111 258H112V260H111ZM46 259H47V260H46ZM57 259H58L59 262L57 261ZM80 259H81V260H80ZM100 259H101V260H100ZM108 259H109V260H108ZM114 259H116L117 261H115ZM121 259H122V260H121ZM125 259H128L129 261L126 260V261H127V262H126ZM7 260H9V261H7ZM68 260H69V261H68ZM71 260H72V261H71ZM88 260H89V262H88ZM102 260H103V262H105V263H103ZM104 260H105V261H104ZM257 260H258V259L256 258V259L254 260V263H256ZM70 261H71V262H70ZM93 261H94V262H93ZM121 261H123V262L121 263ZM124 261H125L126 263H125ZM131 261L129 262L130 264H131ZM10 262H11V263H10ZM81 262H80L79 264H81ZM108 262H109V263H108ZM110 262H112V263H110ZM119 262H120V263H119ZM14 263H13V264H14ZM74 264H75V263H74ZM82 264H83V263H82Z\"/></svg>",
    "mask_w": 264,
    "mask_h": 264
},
{
    "label": "clouds",
    "instance_id": "obj_3",
    "mask_svg": "<svg viewBox=\"0 0 264 264\" xmlns=\"http://www.w3.org/2000/svg\"><path fill=\"white\" fill-rule=\"evenodd\" d=\"M119 2L120 0H86V3L77 9L58 11L53 19V25L58 24L60 30H64L66 24L71 25L83 37L96 15L104 11H112ZM57 7L60 5L58 4Z\"/></svg>",
    "mask_w": 264,
    "mask_h": 264
}]
</instances>
